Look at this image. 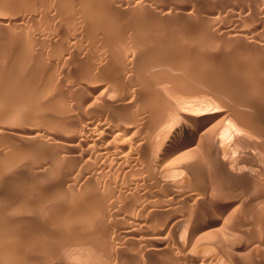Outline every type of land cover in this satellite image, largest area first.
<instances>
[{
	"label": "bare ground",
	"instance_id": "6f19581e",
	"mask_svg": "<svg viewBox=\"0 0 264 264\" xmlns=\"http://www.w3.org/2000/svg\"><path fill=\"white\" fill-rule=\"evenodd\" d=\"M9 1V0H8ZM11 1V0H10ZM25 1V0H24ZM24 1L23 2H21V0H20V2L19 3H23L22 4V6H24V4H26V3H28V4H30L31 5V2L29 3V1H32V0H27L28 2H26V3H24ZM34 1V0H33ZM32 1V2H33ZM38 1V0H37ZM45 0H43V2H44ZM55 1H57V3H58V1L59 0H55ZM54 0H52V2L54 3L55 2ZM61 2L63 1V0H60ZM65 1V0H64ZM68 1V0H67ZM69 1H71L73 4H74V1H72V0H69ZM81 1H83V2H86V4H85V6L87 7V5L89 6V10L90 11H88V9L86 8V10L88 11V15H87V13H84V12H86V11H84L83 10V13H84V15H86L88 18H86V22H88L89 23V21L90 22H92V18H93V16L91 17L90 15H94L95 13L93 12V8L92 7H94V5L93 4H95L96 2H97V0H81ZM107 1V0H106ZM105 1V2H106ZM109 2H110V4H111V1L112 2H114V0H108ZM115 1H117V2H119L118 0H115ZM122 1V0H121ZM126 1V3L128 4L129 3V5L131 6V2L132 1H137V0H132V1H127V0H125ZM124 1V2H125ZM140 0H138V2H139ZM168 1V0H167ZM170 1H172V0H170ZM176 1V0H175ZM180 1H182V0H180ZM186 1V0H185ZM184 1V2H185ZM6 2V1H5ZM17 2V1H16ZM42 2V0L40 1V2H36L35 3V6H33V8H34V10L35 11H37L38 10V7H40L39 6V4ZM42 2V4H41V6L44 4ZM70 2V3H71ZM99 2H100V0H99ZM133 2V3H134ZM1 3V2H0ZM15 3V2H14ZM46 3V2H45ZM51 2L49 1V3H48V5H47V3H46V5L48 6V8H49V4H50ZM62 3H64V2H62ZM70 4V6H68L69 7V9H70V7L73 5V4ZM77 3H79L78 2V0H77ZM77 3H76V5H77ZM107 4H108V8H106L105 9V7L104 8H98V4L99 3H97V4H95V5H97V9H99V11H100V13H99V11H98V14H99V16H100V14H101V12H104L103 13V15H105V14H112V12H113V5H110L109 6V3L108 2H106ZM122 3H123V1H122ZM136 3V2H135ZM134 3V4H135ZM140 3L141 2H139L138 4L136 3L135 5H140ZM149 3V2H148ZM173 3V2H172ZM16 4H18V3H16ZM36 4H38V5H36ZM81 4H82V2H81ZM119 4V3H118ZM125 4V3H124ZM134 4L132 5V8L134 7ZM142 4V3H141ZM162 4H164V3H162ZM176 4V3H175ZM183 4V3H182ZM181 4V5H182ZM188 4V3H187ZM12 5L14 6V4H13V1H12ZM32 5H34V3H32ZM57 5H60V3L59 4H56L55 3V8H57L58 6ZM63 5V4H62ZM68 5H69V3H68ZM75 5V4H74ZM83 5H84V3H83ZM91 5H93L92 7H91ZM104 5H106V4H104ZM116 5V4H115ZM114 5V6H115ZM129 5H127L128 7L127 8H129ZM152 5H154V4H152ZM159 5V4H158ZM168 5V4H167ZM16 6V5H15ZM18 6V5H17ZM27 6V5H26ZM37 6V7H36ZM51 6V5H50ZM53 6V5H52ZM61 6V5H60ZM64 6H66V2H65V4H64ZM77 6H79V5H77ZM82 6V5H81ZM85 6H83L82 8H85ZM101 6H103V5H101ZM100 6V7H101ZM112 6V7H111ZM125 6V5H124ZM142 6H144V4L142 5ZM173 6V5H172ZM185 6V5H184ZM31 7V6H30ZM43 7V6H42ZM67 7V6H66ZM65 7V8H66ZM80 7V6H79ZM78 7V8H79ZM93 9H91V8ZM107 7V6H106ZM109 7H111L112 9H111V13H110V8ZM116 7H117V5H116ZM122 7V6H121ZM154 7V6H153ZM160 7V6H159ZM183 7V6H182ZM189 7V6H188ZM192 7V6H191ZM231 7V6H230ZM235 7H236V5H235ZM238 7V6H237ZM25 9H26V7H24ZM28 8H29V5H28ZM27 8V9H28ZM52 9L54 8V7H51ZM54 8V9H55ZM60 8V7H59ZM61 8L63 9L64 7H62L61 6ZM76 9V6H74L73 7V9ZM95 8V7H94ZM125 8H126V6H125ZM135 8H136V6H135ZM139 6H138V8H136V11H138L139 10ZM151 8V7H150ZM161 8V9H160ZM159 9L161 10V11H164L165 10V12L168 14V13H170V12H174V10L173 9H175V7L173 8V7H171V6H169V8H167L165 5H163V7L161 6ZM187 8V7H186ZM234 8V7H233ZM19 9H21V8H19ZM37 9V10H36ZM44 9V8H43ZM43 9H41V10H43ZM62 9H60V10H62ZM75 9L73 10V13H70V16L69 15H67L68 17H71V14L74 16L75 14H74V11H75ZM79 9H81V8H79ZM78 9V10H79ZM123 9H124V7H123ZM123 9H121V10H123ZM130 9V8H129ZM128 9V10H129ZM154 9V8H153ZM182 9V8H181ZM184 9V8H183ZM258 9V8H257ZM256 9V10H257ZM30 10V9H29ZM34 10H30V11H32L31 12V14L32 13H34L35 14V12H33ZM46 11H47V9H45ZM49 11H50V9H48ZM59 10V9H58ZM59 10V11H60ZM65 10V9H64ZM63 10V11H64ZM77 10V9H76ZM77 10V11H78ZM115 10H116V8H115ZM119 10H120V8H119V5H118V8H117V11L119 12ZM120 10V11H121ZM128 10H126V9H124L123 11H127V13L125 14V12H122L123 14L121 15V17L123 18V15L125 14V16L126 17H128L127 19H129V16H131L130 14H132V9H131V11H128ZM145 10V9H144ZM192 10H193V8H192ZM214 11H215V9H213ZM212 10V11H213ZM242 10V9H241ZM40 11V10H39ZM55 11V10H54ZM54 11H52V12H54ZM57 11V10H56ZM59 11H58V13H59ZM68 11V10H67ZM67 11H65L66 12V14H68L67 13ZM70 11L72 12V10L70 9ZM77 11L75 12V13H77ZM142 11V10H141ZM152 11V10H151ZM154 11V10H153ZM160 11V12H161ZM181 11V10H180ZM211 11V12H212ZM233 11H235V12H240L239 11V9H234ZM231 12V13H235V12ZM258 11V10H257ZM20 12H21V10H20ZM22 12H24V11H22ZM27 11H25V13H26ZM43 11H41L40 13H42ZM80 12H82V11H80ZM95 12H96V9H95ZM118 12H114L113 14H114V16H112L113 18H111L110 16H109V18L110 19H114L115 18V16H116V13H118ZM143 12V11H142ZM149 12V11H148ZM158 12V11H157ZM165 12H162V13H165ZM192 12V11H191ZM230 12V11H229ZM242 12V11H241ZM25 13H24V15H25ZM36 13H38V11L36 12ZM40 13H38V15L40 14ZM44 13V12H43ZM47 13H49V12H47ZM57 13V12H56ZM60 13H61V15H66V14H63L64 12H61L60 11ZM60 13H59V15H60ZM145 13V12H144ZM188 13V12H187ZM190 13V12H189ZM188 13V14H189ZM28 15H29V11H28V13H27ZM53 14V13H52ZM78 14H81L82 15V13H79L78 12ZM98 14L96 13V15H97V17H99L98 16ZM134 14V13H133ZM152 14V13H151ZM154 14V13H153ZM159 14H161V13H159ZM173 14V13H172ZM177 14V13H176ZM181 14V13H180ZM179 14V15H180ZM185 13H183V15H184ZM192 14V13H191ZM208 14H210V13H208ZM237 14V13H236ZM240 14V13H239ZM238 14V15H239ZM23 15V14H22ZM33 15V14H32ZM36 15V14H35ZM34 15V16H35ZM45 15V14H44ZM51 15V14H50ZM77 15V14H76ZM76 15H75V18H76ZM140 15V14H139ZM139 15H138V18H139ZM147 15V14H146ZM155 15V14H154ZM169 15V14H168ZM168 15H167V17H168ZM235 15V14H234ZM3 16V15H2ZM26 16V15H25ZM24 16V17H25ZM47 16H48V14H47ZM64 16H62V17H64ZM67 16H65L66 18H64L65 20L67 19ZM80 16V15H79ZM101 16H102V14H101ZM108 16V15H107ZM107 16H104V17H107ZM119 15L117 14V19H114V20H116L117 22H118V19H120V21H121V18L120 17H118ZM124 16V17H125ZM141 16H143L142 15V13H141ZM164 16V15H163ZM175 16V15H174ZM181 16V15H180ZM189 16H191V15H189ZM189 16H187V14H186V16H182V17H184L185 18V22L186 23H190L191 21H193V20H195V19H193V18H190ZM194 16V15H193ZM197 14H196V17L195 18H197ZM22 17V16H21ZM28 17V16H27ZM42 17V16H41ZM45 17V16H44ZM43 17V18H44ZM49 17V16H48ZM51 17V16H50ZM61 16L59 17V18H62ZM91 17V18H90ZM96 17V18H97ZM150 17V16H149ZM156 17V16H155ZM161 17V16H160ZM159 17V18H160ZM177 17H179V16H177ZM177 17H175V18H177ZM207 17V16H206ZM20 18V17H19ZM32 18V17H31ZM34 18V17H33ZM39 19H40V17H38ZM46 18V17H45ZM73 18V17H72ZM78 18H80V17H78ZM96 18H93L94 20H96ZM103 18V17H102ZM132 18V17H131ZM131 18L129 19V21L131 20ZM142 18V17H141ZM145 18V17H144ZM144 18L143 19H141V20H144ZM165 18V17H164ZM174 18V17H173ZM181 18V17H180ZM183 18V19H184ZM208 18V17H207ZM29 19V21H30V17L28 18ZM35 19H36V16H35ZM42 19V18H41ZM54 19V18H53ZM56 19V18H55ZM71 19V18H70ZM88 19V20H87ZM106 19V18H105ZM133 19V18H132ZM146 19V18H145ZM150 19V18H149ZM158 19V18H157ZM166 19V18H165ZM168 19V18H167ZM166 19V20H167ZM182 19V18H181ZM204 19V18H203ZM213 19V21L211 20V19H209L208 20V22L207 23H205V25H202V24H200V25H198L197 23H196V25L197 26H191V27H189L190 26V24L189 25H187V24H183V26H182V28H183V31H182V33L184 34L185 33V35H186V37L184 38V40L185 39H187V41L189 42V44H188V42H187V44H188V46L187 47H185V48H189V51L186 49V51H188V53L187 52H184V54H183V52H182V55H180V53H181V51H182V47H181V49H180V53H179V55H178V52H177V54L175 55V53H173V55L176 57V56H178L177 58H178V60H174V62L173 63H170L171 61H170V59H171V57H169L170 55H169V53H170V51H169V53L167 54L166 52H168V51H164L165 53H166V57H167V55H168V58H166V57H164V53L162 52V50H161V53H162V56H160L161 54H160V51H159V54H158V52H157V54L159 55V57L157 56V54H155L156 53V51H155V49H154V51H152V49H150L152 52H148V50L146 51L145 50V46H144V48H141L140 47V43H136V42H138L137 40L136 41H134L133 43L131 42L130 44H129V48H130V50H123V51H120V47H119V43H118V41L119 42H121L122 43V40L124 39V35L122 34V32H123V29H124V26L126 25H124L123 26V29L122 30H119L120 32H118V30H117V28H116V30H117V32H118V36L116 35V38H114V36H111V35H113V34H108V32L110 31V30H112V27L115 25V21L114 20H111V22H112V24H113V22H114V25H108L109 27H107V28H109L108 29V31L106 30V34H108V36H111V39H112V37L114 38L113 40L115 41H113L114 42V44H116V40H117V44H116V46H118V51H120L119 53H117L116 52V48H115V46H114V48H112V47H110L111 46V42L109 41V39H110V37H109V39H108V42H109V44L107 45V43H104V45L106 44L108 47H106V48H109L110 47V49H112V50H114L115 49V51L114 52H112L111 53V51L112 50H108L107 49V51L109 52V54L107 53H105L106 54V56H104V55H101V56H103V58L102 59H104L105 57H106V61H108L109 59H117L116 60V62H115V60H110V62H109V64L108 65H106L107 64V62H106V64L104 63V65H106V67H109V65H111V61L113 62V64L111 65L112 67H113V69H112V72L115 70V72H113V73H109V72H111V68H110V70H109V72L107 73V72H104L103 70L101 71V72H103L102 74H100L99 73V76L98 75H92L93 73V70H94V68L92 69V72L90 71V73H92L91 74V76L93 77L94 76V78L97 76L98 78H96V79H94L93 78V80H94V82H91L90 83V81H92V78H91V76L89 75V72H88V74H87V72L85 71V74H87L86 76H88L89 77V79H88V83H84L85 81H86V79L85 80H83V84L82 85H80L79 87L76 85L75 87L77 88L78 87V90H74L73 89V91H75L74 92V95H73V98H72V100H73V102H72V104H71V101H70V104H71V106H70V104H68L69 106H70V108L74 111V112H72L73 114H71V111H70V109H69V111H70V115H71V118H70V124H68L67 123V121H69L68 119H67V121H63V123L64 122H66V123H64V125L65 124H68V125H70L71 127H69V126H65L66 128H64V126H63V123H62V126H63V128H62V131H63V129H64V132H63V135H64V133H66V131L67 130H71V131H69V132H67L66 134H68V135H64V136H58V137H56L55 136V134L53 133L54 132V130H53V132L52 133H50V131L48 132V130H51V128L49 129H47V132L48 133H50L49 134V136H53V138L55 139V141L57 142L56 143V145H55V141H54V139H53V141H54V148H55V151H54V154L52 153L53 151V149H48V151L50 150V151H52V152H50V153H52L54 156H53V159L49 162V159L52 157V154H50L51 155V157H47L46 159H48V161L47 160H45V161H43V159H42V161L43 162H45V163H42L41 162V157L42 158H45V156L42 154V156H41V154L39 155V154H37V155H39L40 156V163H42L43 164V166H42V164H39V162H37L38 163V165H35V164H37V163H33V161H35V160H33L32 161V163L34 164V166H31V165H29V166H24V164L22 165V167L20 168V170H22V169H27V171L28 170H30L29 172L30 173H33V177H34V175H36V177H34V178H38V180L39 179H41L40 181H38L37 179H35V184L32 182V185H34V186H32V187H30V186H28V185H30V183H28L26 186H28V187H30L29 189H30V192H31V190H33V192L34 191H36L37 192V190L40 188V189H46V187L48 188V190H49V192H50V190L52 189V191L56 188H59V183L57 182V180L56 181H54L53 179L54 178H57L58 179V177H60L62 174H67V173H69V172H73V176H75V181H71L73 178H70L71 180H70V182L71 183H74V185L75 184H77V188H75L74 186V190L72 189V191H71V189L69 188V187H67V185L68 184H66V187L67 188H69V189H67V188H64V189H67V190H65L64 192H65V194H71V193H69L70 191L71 192H73L74 191V194L72 193V195H74L75 197H73L72 195V197L74 198V199H76L75 201H77L78 203H79V205L77 206L78 207V212H75V211H77V209L73 212V208L70 206V205H72L73 204V201H70V204H69V206L71 207V209H72V211H68V210H66V212L63 210V208L62 209H57L58 207L60 208V206H61V201H60V205L59 204H57L56 203V201H58L60 198H57V197H59L58 195H54V198H52L53 200H54V202L57 204V205H59L58 207L55 205H51L50 207H49V202H51V196H53V193H56V191L55 192H53V193H51V196L49 195V194H47L46 193V198H48V195H49V198L47 199L49 202L48 203H46L47 204V210L45 211V210H39L38 209V211L37 210H35V209H33V214H34V210L37 212V213H41L42 214V212L44 213L45 212V214H42L41 215V217L40 218H43V215H44V217L46 216V217H49V218H51V217H53V218H51L52 219V226L54 225V226H56L55 224H59V226H62L63 225V222L65 223V222H67V224L68 223H70L72 220H74V219H70V217L71 218H73L74 217V215L75 214H77L78 216L80 215L79 213H81L82 215H86L87 217H89L90 219H94V221H96V223H97V221H99V223H95V224H93V226H97V225H99L100 224V227H102L103 228V230H107V228H108V230H107V232L109 231V229L112 227V228H114V230L113 231H115L114 233H117V236L116 235H114V236H112V235H110L111 236V238L109 237V239H111L112 241H113V237H115V239H121L122 238V241H125V240H130V242L131 241H134V242H136V243H138L142 248H143V250H140L141 249V247H139V248H136L134 245H131V246H134V247H132V248H136V249H139L140 251H143V254H144V261H142L143 259L142 258H140V259H142V260H140V261H142L141 263H139V264H154L153 262H152V260H151V258H150V256H151V254H153L154 252L156 253V251H159L160 252V254L162 253V255H163V252H165V254H167V256H168V260H166L165 262H164V259H165V257H164V259H163V262L165 263V264H214L215 263V261L213 262V257L211 256V257H209L206 253H207V251H208V248L210 247V246H206V245H203V243L204 242H202V241H200V240H202V238H207L208 239V241H210L212 238L214 239V236L216 235L217 236V232L219 231V228H220V226H221V223L222 222H225V221H223L222 219H224L225 220V218L224 217H226L227 216V214H228V212H227V210H228V208L230 207V203H228V202H222V201H220V200H216L215 202L216 203H213V205H212V203L210 204V203H207L208 205L210 204L211 206H207L206 207V211H204L203 213H201V212H199V211H196L197 213H199V214H194L195 212H190L189 214H182V213H180L177 209H181V208H179V207H181V206H183L184 204H187L188 203V201L190 202L191 200H192V197H194V195H201V197H203V195H205L206 193H208L206 190H205V187L207 188L208 186H205V184L204 185H202L201 187H199L201 184H203V176H202V170L205 168V167H202L201 169H200V167H199V169L201 170V176L197 173V172H195L194 170H193V168L191 167V161L189 160L190 158H193V157H190L189 155H191V156H194L195 158H196V156L197 157H199L200 155H201V157H203V156H205V154H206V151L208 150V151H210L211 152V157H210V159L208 160V159H206V160H208V161H210L211 160V158H212V156H214V158H216V160H218L219 162H222V166L223 167H221V168H223L222 169V172H223V174H225L224 176H222L223 178H225L228 182L230 181H233V183H232V185L231 184H227L228 186H227V188L231 185V186H233L232 188H239L240 187V185L242 186V187H245L244 186V183L243 182H240V179H238V177L237 176H235V174L232 176V170H229L230 168H228L226 165L228 164L227 162H226V158H224V156L225 155H227L226 153H227V151H229V146H230V143L229 144H226L225 142L227 141H225V135H226V133H228V131H229V129H232L233 128V131L235 132L234 133V139H233V142H232V144H231V146L233 145V147H234V149H233V152H236L237 151V153L240 151V150H242L241 148H240V145H237V143L239 142V139L241 138V137H247L248 138V140L249 141H246L245 140V144H246V142L248 143V142H251V138L252 137H250V136H252L253 135V137L255 136H258V135H262L263 136V134H262V132H260L261 134H258V133H256L255 132V125H254V123H256L257 121V123H261V122H264V121H262V119H259V118H254V119H250V115H251V111H250V115L248 116V117H245L244 118V116H242L241 115V113L238 111V112H235L236 114L234 115V112H233V116L232 117H229V119L230 118H232L231 120H229L228 121V123H227V121H225L227 124H225L224 125V122H223V124L222 125H220L219 123H220V121L219 120H217V116H218V113L219 112H221V110L219 109V110H217V109H214V107H213V109L211 108V109H205V107H202L203 108V110L201 109V111L199 110V111H194L192 108V105L194 106H196V103H199V102H195L194 101V98L193 97H191L190 95H188V93L189 92H191L192 91V94H193V87L191 86L192 85V82H191V85H190V87H192V89L190 90L189 89V87L188 88H186V86H188V85H185V83L187 84V81L183 84V86L185 87H181V90H182V88L184 89V93H183V95H175V94H177V93H179L180 94V92H181V90H180V85H182V79L184 80L185 78H186V74H184V73H187L189 70H188V68H189V66H193V67H196V64H193V62H196L195 61V59H196V56L197 55H199V54H194V59H192V60H194L193 62H192V65H189V63L190 62H187V60H188V58H190L191 59V55H190V45L192 46V43H194V42H196V45H197V42L198 41H202L201 43H199L198 42V44H200L201 46H202V50H204L203 48V45L205 46V51H206V46H208L207 48L209 49V51H207V54L210 52V51H212L213 49H215L216 48V50H214V51H217V49H218V46L217 45H220V43L218 44V43H216V44H212L211 42H209L210 43V45H209V43L207 44V42L209 41V40H207L206 41V39L204 40L203 38H205V37H207V36H205V37H203L202 38V36H203V33L204 32H206L207 33V31H212L213 33H214V29H215V32H216V29H218L219 28V24L218 25H214L215 23H213V22H215V21H217V20H215L214 21V18H212ZM218 19V18H217ZM18 20V19H17ZM22 20H23V18H22ZM22 20H21V22H22ZM26 20H27V18H26ZM34 19H32V21H33ZM46 20H49V18H47ZM62 20V19H61ZM60 20V21H61ZM65 20H64V22H65ZM68 20H69V18H68ZM74 20V18L72 19V21ZM100 20V19H99ZM123 20V19H122ZM8 21H10V20H8V19H6V17L5 18H3V17H1L0 16V25L2 24V23H5L4 25L2 24V26L1 27H4L6 24L8 25ZM24 21H25V19H24ZM29 21H27V22H29ZM31 21V22H32ZM38 21V20H37ZM77 21H79L78 19H77ZM84 21V20H83ZM97 21V20H96ZM107 20H105V23L107 24V22L108 21H110V20H108L107 22H106ZM120 21H119V24H121L120 23ZM126 20L124 19V22H125ZM156 21V20H155ZM160 21V20H159ZM173 21V20H172ZM178 21V20H177ZM182 21V20H181ZM202 21V20H201ZM219 21H221V19L220 20H218V23H219ZM223 21V20H222ZM26 22V21H25ZM24 22V23H25ZM39 22H42L41 20L39 21ZM51 22V21H50ZM55 22L57 23V21L55 20ZM59 22V21H58ZM63 22V21H62ZM71 22V21H70ZM80 22V21H79ZM111 22H108L109 24L111 23ZM140 22V21H139ZM142 22V21H141ZM146 22H148V21H146V20H144V23H142V26H144L143 24H146ZM163 22H164V20H163ZM163 22H161V24H159V25H157V24H155V27L156 26H159L158 28L159 29H161V26H163L162 25V23ZM166 22V21H165ZM164 22V23H165ZM171 22V21H170ZM195 22H197V21H195ZM30 23V22H29ZM28 23V24H29ZM36 23V22H35ZM38 23V22H37ZM54 23V22H53ZM81 23V22H80ZM97 23V22H96ZM95 23V26L96 25H98L99 26V24H96ZM101 23H104V20H103V22L101 21ZM100 23V26L102 25ZM104 23V24H105ZM128 23V22H127ZM134 23V22H133ZM151 23V22H150ZM160 23V22H159ZM174 23V22H173ZM179 23V21L177 22V24ZM199 23V22H198ZM23 24V23H22ZM39 24V23H38ZM42 23H40L39 25H41ZM65 24V23H64ZM72 24H73V22H72ZM71 24V25H72ZM75 24L76 23H74L73 25L75 26ZM78 24V23H77ZM89 24H91V23H89ZM119 24H117L116 23V27H118L119 28V26L121 27L122 25H119ZM129 24V23H128ZM127 24V25H128ZM175 24V23H174ZM223 24V23H222ZM252 24V23H251ZM6 25V26H7ZM44 25V24H43ZM48 25H49V23H48ZM48 25H47V27H48ZM52 25V24H51ZM54 25V24H53ZM66 25V24H65ZM68 25V24H67ZM70 25V24H69ZM80 25V24H79ZM85 25H87L86 23H85ZM93 25H94V23H93ZM93 25H91L92 26V30L94 31V28L95 27H93ZM117 25H119V26H117ZM126 25V27H128ZM135 25V24H134ZM134 25H133V27H134ZM138 25V24H137ZM136 25V27H138ZM151 25V24H150ZM166 25H168L167 24V22H166ZM172 25V24H171ZM170 25V26H171ZM182 25V24H181ZM250 25V24H249ZM249 25H247V26H249ZM21 26V25H20ZM50 26V25H49ZM100 26L98 27V28H100ZM102 26H104L105 27V25H102ZM141 26V25H140ZM147 26L149 27V25L147 24ZM165 26V25H164ZM163 26V27H164ZM178 26V25H177ZM176 26V27H177ZM222 26V25H221ZM234 26V25H233ZM232 26V27H233ZM245 26V25H244ZM255 26V25H254ZM24 27H25V25H24ZM31 27V26H30ZM33 27V26H32ZM59 27V26H58ZM62 27H63V25H62ZM69 28H70V26H68ZM77 27V26H76ZM84 27H86V26H84ZM132 26H131V24H130V28H131ZM136 27H134V29L136 28ZM146 27V26H145ZM151 27H153V28H155L153 25H151ZM167 27V26H166ZM165 27V28H166ZM174 27V26H173ZM237 27V26H236ZM21 28V27H20ZM49 28V27H48ZM52 28V27H51ZM64 28V27H63ZM67 28V27H66ZM86 28H88V27H86ZM106 28V29H107ZM114 29H113V31L112 32H114V30H115V26L113 27ZM175 28V27H174ZM180 28V27H179ZM214 28V29H213ZM221 28V27H220ZM240 28V27H239ZM242 28V27H241ZM240 28V29H241ZM243 28H245V27H243ZM243 28H242V30H243ZM22 29H23V27H22ZM30 29V28H29ZM57 29V28H56ZM62 29V28H61ZM73 29H74V27H73ZM73 29H69V30H72L73 31V35L76 33V31H75V33H74V30ZM96 29V28H95ZM101 29H102V27H101ZM121 29V28H120ZM128 29V28H127ZM133 29V30H134ZM137 29V28H136ZM140 29H143L142 27H140V28H138V30H139V32H140V34H142L141 32H142V30H140ZM167 29V28H166ZM177 29V28H176ZM236 29V28H235ZM27 30V29H26ZM31 30V29H30ZM35 30V29H34ZM38 30H40V29H38ZM51 31L53 30V29H50ZM58 30V29H57ZM57 30L55 31V33H57ZM65 30V29H64ZM66 30H68V29H66ZM87 30V29H86ZM89 30V29H88ZM87 30V31H88ZM115 30V31H116ZM138 30H136V31H138ZM145 30H146V28H145ZM152 30V29H151ZM154 30V29H153ZM162 30H163V28H162ZM178 30V29H177ZM181 30L182 29H180V32H181ZM218 30H220V29H218ZM218 30H217V32H218ZM233 30V29H232ZM237 30V29H236ZM43 31V30H42ZM44 31H45V29H44ZM49 31V30H48ZM81 31V30H80ZM93 31H92V33L91 32H89V33H91V34H93ZM98 31V30H97ZM136 31H133L134 33L136 32ZM155 31V30H154ZM250 32H251V30H249ZM22 32V31H21ZM95 33H96V31H94ZM100 32V31H99ZM103 32H104V28H103ZM126 32H127V30H126ZM126 32L124 33V34H126ZM133 32H132V30H130V34L132 33L133 34ZM145 32V31H144ZM147 32V31H146ZM146 32L144 33L145 35H146ZM161 32V31H160ZM173 32H175V31H173ZM212 32H211V34H212ZM220 32V31H219ZM218 32V33H219ZM235 32V35H237L239 32H237L236 33V31H234ZM245 33H246V30L244 31ZM31 33V32H30ZM36 33V32H35ZM42 33V32H41ZM55 33H54V35H55ZM65 33H66V31H65ZM69 33V32H68ZM77 33H78V31H77ZM84 33V32H83ZM95 33H94V35H95ZM101 33H102V31H101ZM116 33V32H115ZM119 33H121L122 35H119ZM136 33H138V32H136ZM218 33H217V35H218ZM28 34H29V32H28ZM52 34V33H51ZM64 34V33H63ZM99 34V33H98ZM117 34V33H116ZM148 34V36H149V33H147ZM156 34H157V32H156ZM183 34H179V35H182L183 36ZM187 34H194V36L192 37L191 35H189V36H191V38L189 37L188 38V36H187ZM198 36H200L201 37V39H200V37H198ZM209 34V33H208ZM207 34V35H208ZM247 34H248V31H247ZM247 34H245L244 36H246ZM1 35V34H0ZM19 35V34H18ZM22 35V34H21ZM30 35H32V34H30ZM45 35V34H44ZM50 35V34H49ZM76 35H78V34H76ZM93 35V36H94ZM126 35H129L128 33L126 34ZM139 34H136V36H138ZM152 35V34H151ZM155 35V34H154ZM160 35V34H159ZM177 35V34H176ZM234 35V34H233ZM26 36V35H25ZM36 36H38V34L37 35H35V37L34 36H32V37H34L33 38V40L36 38H38V37H36ZM40 36V35H39ZM42 36H43V34H42ZM66 36V35H65ZM68 36V35H67ZM88 36V35H87ZM86 36V37H87ZM104 36V35H103ZM107 36V35H106ZM106 36H104V42H105V39H106ZM133 36V35H132ZM135 36V35H134ZM133 36V37H134ZM142 36V35H141ZM140 36V37H141ZM153 36V35H152ZM216 35H215V33H214V40L215 39H217L218 38V36L217 37H215ZM220 36H221V34H220ZM238 36V35H237ZM243 35H241V37H242ZM244 36H243V39H244ZM250 36V35H249ZM251 36H253V34H252V32H251ZM18 37V36H17ZM30 37V36H29ZM46 37V36H45ZM57 37V36H56ZM71 37V36H70ZM143 37H144V35H143ZM156 37H157V35H156ZM159 37V36H158ZM212 37V36H211ZM222 37V36H221ZM19 38H20V36H19ZM41 38V37H40ZM44 38V37H43ZM61 38V37H60ZM72 38H73V36H72ZM78 38V37H77ZM84 38H85V36H84ZM89 38H91L90 36H89ZM95 38V37H94ZM126 38V37H125ZM129 38V37H128ZM239 38V37H238ZM246 38H247V36H246ZM23 39V38H22ZM35 39V40H36ZM45 39V38H44ZM51 39H53V36H51ZM69 39V38H68ZM75 39H76V37H75ZM75 39H74V41H75ZM134 39H136L135 37H134ZM140 39V38H139ZM151 39H152V37H151ZM157 39V38H156ZM176 38H175V36H174V39L173 40H175ZM208 39V38H207ZM210 39V38H209ZM220 39V38H219ZM237 40V38L235 39V37L233 38L232 37V40ZM242 39V38H241ZM258 39H259V36H258ZM261 39V38H260ZM5 40V39H4ZM26 40V38L24 37V41ZM30 40H31V38L28 40V42H30ZM43 40V39H42ZM55 40H56V38H55ZM70 40V39H69ZM81 40H83V36H82V39ZM86 40V39H85ZM84 40V41H85ZM88 40V39H87ZM121 40V41H120ZM125 40V39H124ZM130 40V39H129ZM132 40H133V38H132ZM145 40V39H144ZM154 40V39H153ZM177 40H178V37H177ZM176 40V41H177ZM180 40V39H179ZM221 40V39H220ZM228 40V39H227ZM233 40V44H231V42H230V44L232 45V46H237V42H238V40L240 41V39H238L237 40V42L235 43V41ZM48 41H50L49 39H48ZM54 41V40H53ZM52 41V42H53ZM63 41V40H62ZM61 41V42H62ZM71 41H73L72 39H71ZM93 41V43L95 42H97L96 40H92ZM99 43L101 44L100 46H102L103 45V42L101 41L100 42V38H99ZM141 41H142V39H141ZM244 41V40H243ZM242 41V43H244ZM250 41V40H249ZM260 41V40H259ZM259 41H257V43L259 42ZM26 42H27V40H26ZM37 42H38V40H37ZM51 42V43H52ZM56 42H58V41H56ZM60 42V41H59ZM83 42V41H82ZM88 42H89V45H90V40H88L87 41V45H88ZM113 42H112V44H113ZM124 42V41H123ZM127 42V41H126ZM128 42H130V41H128ZM128 42H127V44H128ZM143 42V41H142ZM141 42V43H142ZM145 42V41H144ZM143 42V43H144ZM158 42V40H156V43ZM161 42V41H160ZM216 42V41H215ZM246 42L247 43H245V45H243V47H246L247 48V44H248V41L246 40ZM251 42H252V40H251ZM254 42V41H253ZM252 42V43H253ZM14 43H15V41H14ZM14 43H12V44H14ZM25 43V42H24ZM45 43V42H44ZM48 43V42H47ZM72 43V44H71ZM71 43H69V45H72L73 46V42H71ZM75 43V42H74ZM125 43V42H124ZM154 43H155V40H154ZM153 43V44H154ZM178 43V42H177ZM182 43V42H181ZM184 43V42H183ZM204 43V44H203ZM226 43H228V42H226ZM20 44V43H19ZM18 44V45H19ZM22 44H23V42H22ZM22 44H20V45H22ZM27 43H25V45H26ZM30 44H35V42L33 43V41H32V43H30ZM54 44H55V41H54ZM67 44V43H66ZM85 44V43H84ZM84 44H83V49H84V47H85V49H86V45L84 46ZM152 44V45H153ZM212 44V45H211ZM230 44L228 43V45H229V47L228 48H230L231 46H230ZM241 44V43H240ZM240 44H238V45H240ZM249 44H251L250 42H249ZM258 44H259V47H260V50L259 49H257L256 47H258ZM258 44H256V41H255V43L254 44H251V50H253V52H252V54H253V57L255 56L256 58L258 57V61H259V59H260V57L261 56H256V53H255V55H254V50H256V51H258V53H260L261 52V49L264 51V46H262L263 44H262V42H261V45H260V42L258 43ZM1 45H2V43H1ZM24 45V44H23ZM58 45H60V43L58 44ZM58 45H55L56 47L58 46ZM64 45H65V43H64ZM75 46H76V44H74ZM110 45V46H109ZM143 45H146V43H144ZM177 45V44H176ZM179 45L181 46V44L179 43ZM183 45V44H182ZM194 45V44H193ZM200 45H197L196 47H198L199 46V48H201L200 47ZM217 47H216V46ZM223 45H225V44H223ZM223 45H222V47H223ZM253 45H255L256 47V49L253 47ZM6 46H8V45H6ZM10 46V45H9ZM16 46V44L13 46V48ZM32 46V45H31ZM94 46H95V44H94ZM97 46V45H96ZM99 46V44H98V46L97 47H99V49L102 51L103 49H101V47ZM138 46V47H137ZM141 46H142V44H141ZM178 46V45H177ZM179 46V47H180ZM12 47V46H11ZM11 47L9 48V50L11 49ZM24 47V46H23ZM27 47H29V46H27ZM46 47V46H45ZM152 47V46H151ZM226 47V46H225ZM239 46H237V48H238ZM2 48V47H1ZM0 48V50H2ZM12 48V50H14ZM34 49H35V47H33ZM54 48V47H53ZM58 48V47H57ZM57 48H56V50H57ZM68 47H65V49H67ZM88 48H89V46H88ZM91 48H92V42H91ZM94 48V47H93ZM102 48H103V46H102ZM122 48H124V46H123V43H122V46H121V49ZM142 49V51H144V52H146V53H152L153 54V57H149V56H151L150 54H146V53H141V49ZM146 48H147V46H146ZM184 48V47H183ZM184 48V49H185ZM241 48V46L239 47V49ZM250 48V47H249ZM5 49H7V48H5ZM19 49V48H18ZM24 49V48H23ZM22 49V50H23ZM25 49H26V47H25ZM28 49V48H27ZM29 49H31V47L29 48ZM34 49H32L34 52H35V50ZM46 48H44V50H45ZM95 49V48H94ZM97 49V48H96ZM95 49V50H96ZM98 49V50H99ZM165 49V48H164ZM207 49V50H208ZM225 49V48H224ZM227 49V48H226ZM242 49V48H241ZM245 49V48H244ZM16 50V49H15ZM37 50H39L40 51V49H37ZM44 50H43V47H42V50L40 51V52H44ZM62 50H63V48H62ZM68 50V49H67ZM72 50H74L73 48H72ZM77 50V49H76ZM75 50V51H76ZM89 50V49H88ZM94 50V51H95ZM97 50V51H98ZM159 50V49H158ZM191 50H193V49H191ZM195 50V49H194ZM194 50H193V52H194ZM219 50V49H218ZM230 50H232V51H234V53L236 52L235 51V48H234V50L232 49V48H230ZM238 50V49H237ZM243 50V49H242ZM242 50H240V52H241V54L243 53L242 52ZM251 50H248L247 49V53H249L250 55H251ZM7 51H8V49H7ZM21 51V50H20ZM53 51V50H52ZM59 51V50H58ZM57 51V52H58ZM60 51H61V49H60ZM90 51H91V49H90ZM96 51V52H97ZM222 51V48H221V50H220V54L222 53L221 52ZM227 51H228V49H227ZM249 51V52H248ZM18 52V51H17ZM33 52V53H34ZM38 52V51H37ZM37 52L35 53L36 55H39V54H37ZM49 52V51H48ZM51 52V51H50ZM61 52H63V51H61ZM60 52V53H61ZM66 53H67V51H65ZM76 52H78V51H76ZM83 52H85L84 53V55L86 54V50H84ZM104 52H105V49H104ZM155 52V53H154ZM237 52H239V51H237ZM2 53V52H1ZM29 54V58H30V54H31V56H32V53H29V52H27L26 51V54ZM42 53H40V55L42 54ZM53 53H55L54 51H53ZM79 53L80 52H78V53H76L78 56H77V60H76V62L78 63V59H79ZM100 53H102V52H100ZM192 53V52H191ZM196 53V52H195ZM200 53V52H199ZM218 53H219V51H217V53H216V56L218 55ZM225 53V52H224ZM224 53H223V55H224ZM244 53H245V50H244ZM263 53V52H262ZM3 54H5V53H3ZM3 54H2V56H3ZM8 54L10 55L11 54V50L8 52ZM8 54H6V55H8ZM13 54H14V51H13ZM17 54V53H16ZM20 54V53H19ZM24 54V53H23ZM22 54V55H23ZM59 54V53H58ZM58 54H56L55 53V55H53V59H54V61L56 60L55 59V57L54 56H56V57H58ZM70 54H72L71 53V50H70ZM70 54H68V55H70ZM97 54V57H98V55H99V59H101L100 58V54H98V53H96ZM200 54H203V51H202V53H200ZM206 54V55H207ZM210 54V53H209ZM209 54L207 55V56H209ZM212 54H213V52H212ZM228 54V53H227ZM231 54H232V52H231ZM8 55V56H9ZM25 55V54H24ZM24 55H23V57H24ZM34 55V54H33ZM36 55L34 56V62L37 60L36 59ZM44 55V54H43ZM52 55L51 54H47V53H45V55H44V57H46V60H47V64H46V61H45V58H43V60L45 61L44 63H45V65H51V69L52 70H54L55 68L57 69V65H58V63H59V61H58V59L56 60V62L58 61V63L55 65V66H53L54 65V61L52 60ZM93 55H95L94 54V52L93 53H91V58H93ZM145 56V58H146V60H147V58H148V60L149 59H155L154 61H148V63H146V65H145V63H144V65H145V69L147 70H153V69H157V71L159 70V68H160V73H161V75L162 76H160V75H157V77H155L154 78V76L157 74H155V75H153V81H152V77H147L148 78V80H145V79H147L146 78V76H142L143 78L141 79V81L139 82V81H135V80H133V78H132V76H133V74L135 75V73L137 72V71H145V69L144 70H142L143 69V66H142V64L140 63V62H146L145 61V59L142 61V59L140 58V56ZM156 55V56H155ZM206 55H205V52H204V55H202V56H200V58H202V57H204L205 56V58H204V61H206L205 59H207V57H206ZM236 55H237V57H238V54L236 53ZM244 55V54H243ZM243 55L241 56V57H243ZM245 55H246V53H245ZM61 56V55H60ZM59 56V57H60ZM73 56V55H72ZM75 56V55H74ZM141 56V57H142ZM143 56V57H144ZM147 56V57H146ZM180 56V57H179ZM222 56V55H221ZM16 57H17V55H16ZM23 57L21 56V59H23ZM25 57L27 58V56L25 55ZM39 57H43L42 55L41 56H39ZM38 56H37V58H39ZM65 58H66V60H67V55L66 56H64ZM87 57V56H86ZM97 57H96V61L98 60L97 59ZM156 57V58H155ZM161 57V58H160ZM214 57V56H213ZM224 57V56H223ZM225 57H226V55H225ZM239 57H240V55H239ZM251 57H252V55H251ZM254 57V58H255ZM28 58V59H29ZM64 58V59H65ZM69 58H71V55H70V57H68V59ZM76 58V57H75ZM139 58H140V60H139ZM159 58V59H158ZM209 58H211V55L209 56ZM215 58V57H214ZM217 58H218V56H217ZM219 58H220V55H219ZM231 58V57H230ZM246 57H244V59H245ZM249 58V56H247V58L246 59H248ZM11 59L13 60V58L11 57ZM28 59H27V61H28ZM62 59V56H61V58H60V60ZM72 59V58H71ZM89 59H90V57H89ZM94 59H95V57H94ZM172 59H173V57H172ZM187 59V60H186ZM229 59V58H228ZM227 59V60H228ZM232 60H234V57L233 58H231ZM244 59H242L243 60V64H244ZM24 60H25V58H24ZM31 60V59H30ZM30 60H29V63H30V66H31V62H30ZM82 60V59H81ZM120 60H121V62H120ZM140 62H139V61ZM169 60V61H168ZM218 60V59H217ZM235 60H237L236 59V57H235ZM238 60H239V63H238V61H236L235 63L237 64V66H238V69L241 71V65H243V64H241L240 65V62L242 61L241 59H239L238 58ZM250 60V61H249ZM249 60L247 61V62H249V64H251L250 62L251 61H253L254 62V59L252 58V60L249 58ZM4 62H6L7 63V59H6V56H5V60H3ZM75 61V60H74ZM74 61H73V63H74ZM86 61V60H85ZM89 61V60H88ZM92 61V60H91ZM95 61V60H94ZM93 61V62H94ZM117 61H119V63L117 64ZM139 62V65H141V66H138L137 65V63ZM222 61V60H221ZM224 61H225V58H224ZM224 61H223V63H224ZM255 61H256V59H255ZM258 61H257V63H258ZM1 62V61H0ZM3 62V63H4ZM41 59L39 60V63H38V60H37V63H38V65L40 64L41 65ZM55 62V63H56ZM62 62V61H61ZM60 62V63H61ZM68 62V61H67ZM103 62H104V60H103ZM102 62V63H103ZM207 62V61H206ZM213 62V61H212ZM211 62V63H212ZM217 62V64H218V61H216ZM246 62V60H245V63H247ZM2 63V64H3ZM17 63H18V60H17ZM20 63H21V60H20ZM82 63V62H81ZM84 63V62H83ZM86 63V62H85ZM88 63V62H87ZM87 63H86V65H87ZM95 63V62H94ZM94 63L92 64L91 62H90V64L92 65V66H95L94 65ZM97 63H99V62H97ZM102 63H101V66H104V65H102ZM114 63H115V65H114ZM121 63V64H120ZM210 63V62H209ZM219 63H220V61H219ZM222 63V62H221ZM230 63H232V62H230ZM229 63V64H230ZM255 63V62H254ZM254 63H253V66H254ZM5 64V63H4ZM16 64V63H15ZM65 64V63H64ZM72 63H70V65H71ZM80 64V63H79ZM78 64V65H79ZM100 64V63H99ZM120 64V65H119ZM198 64V63H197ZM206 64V63H205ZM214 64V66L216 65L215 63H213ZM233 64H234V61H233ZM9 65V64H8ZM24 65V64H23ZM34 65H35V63H34ZM42 65H43V61H42ZM41 65V66H42ZM70 65H69V67H70ZM73 65V67H74V64H72ZM85 65V64H84ZM83 65V66H84ZM114 65V66H113ZM124 65V66H123ZM221 65V64H220ZM260 65V63H258V66ZM24 66H29L28 64L27 65H24ZM30 66L28 67V69L30 68ZM32 66H33V64H32ZM53 66V67H52ZM62 66L63 67H65L63 64H62ZM61 66V67H62ZM66 66H68V65H66ZM98 66V65H97ZM101 66H100V69H101ZM211 66H213L212 64H211ZM218 65H216V67H217ZM226 66V65H225ZM235 66V65H234ZM245 66V65H244ZM244 66H243V68H244ZM249 66V65H248ZM250 66H252V64L250 65ZM11 67H12V64H11ZM23 67V66H22ZM39 67V66H38ZM43 67H45V66H42V68ZM47 67V66H46ZM99 67V66H98ZM106 67H104V68H102V69H105ZM125 67V68H124ZM142 69H141V68ZM205 67V66H204ZM209 67H210V65H209ZM219 67V66H218ZM255 67L256 68H258L257 67V65H255ZM19 68H20V66H19ZM47 68H49V67H47ZM78 68H80V70H81V67L79 66ZM84 68V67H83ZM82 68V73L84 74V69ZM85 68H87L88 69V67H86L85 66ZM214 69L213 70H215L216 68L215 67H213ZM232 68V67H231ZM235 68L237 69V67L235 66ZM12 69H14V67H12ZM11 69V70H12ZM17 69V68H16ZM23 69V68H22ZM27 69V70H28ZM37 69V68H36ZM45 69V68H44ZM50 69V68H49ZM70 69H71V67H70ZM74 69V68H73ZM76 69V68H75ZM190 70H191V68H189ZM225 69V68H224ZM228 69H229V71H230V68L228 67ZM236 69H233V71H235ZM245 69H247V68H245ZM251 69V68H250ZM252 69H254V67L252 68ZM4 70V69H3ZM8 70V69H7ZM31 70V69H30ZM40 70H41V67H40ZM43 70V69H42ZM48 70V69H47ZM63 70H64V68H63ZM67 70V69H66ZM68 70H69V68H68ZM80 70H79V73H81L80 72ZM186 70H188V71H186ZM201 70H202V72H203V69L201 68ZM206 70H208V68H206ZM213 70L211 71V67H210V71L212 72V74H213ZM221 70V68L218 70V68L216 69V71H218V74H219V71ZM239 70H236L237 72V75L239 74V78H238V80L240 79V75H241V73L239 72ZM255 70V69H254ZM256 70H258V69H256ZM255 70V73H257V74H259L258 72L260 71H256ZM6 71V70H5ZM10 71V70H9ZM14 71V70H13ZM34 71V70H33ZM37 71H38V74H39V70L37 69ZM45 71V73H46V69L44 70ZM44 71H43V73H44ZM49 71V70H48ZM48 71H47V73H48ZM56 71V70H55ZM57 71H59V69L57 70ZM95 71H98V69H96V67H95ZM95 71H94V73H95ZM126 72L127 71V75H126V78H124L123 76H124V72ZM195 71V69H193L191 72H192V74H191V72L189 71V73L191 74V78H192V75H193V72ZM205 71V70H204ZM222 71V70H221ZM245 71V70H244ZM247 71H249V69H247ZM250 71H252V70H250ZM2 72V71H1ZM21 72V71H20ZM35 72H36V70H35ZM50 72H53V71H50ZM50 72H49V74H50ZM153 72H154V70H153ZM199 72H200V75H201V71L199 70ZM199 72H198V74H199ZM225 72H226V69H225ZM263 72V71H262ZM4 73V72H3ZM6 73V72H5ZM17 73H18V71H17ZM25 73V72H24ZM29 73V72H28ZM56 73V72H55ZM73 73L75 74V72L73 71ZM149 73V72H148ZM150 73H151V71H150ZM155 73V72H154ZM159 73V74H160ZM195 73H197L196 71H195ZM234 73V72H233ZM264 73V72H263ZM263 73H261V76H262V74ZM11 75H12V73H10ZM22 74V73H21ZM26 74V73H25ZM49 74H47V78L50 80V75L52 76V80H53V76H55V75H52V73L49 75ZM53 74H54V72H53ZM58 74V73H57ZM62 74H64L63 72H62ZM76 74H77V72H76ZM83 74H82V76H83ZM97 74H98V72H97ZM144 74V73H143ZM146 74H147V72H146ZM164 74V75H163ZM198 74H196L197 76H199ZM204 74V73H203ZM206 74H207V72H206ZM205 74V75H206ZM250 74V73H249ZM3 75V74H2ZM8 75V74H7ZM18 75V74H17ZM32 75H33V73H32ZM48 75H49V77H48ZM121 75H123V76H121ZM220 75V74H219ZM218 75V77H219V79H220V76ZM222 75H224L223 74V72L221 73V76ZM227 75H229L228 73H227ZM236 75V76H237ZM242 75H243V73H242ZM247 75H248V73H247ZM21 76V75H20ZM22 76H23V74H22ZM27 76V74L24 76V77H26ZM29 76V75H28ZM41 77H42V75H40ZM39 76V77H40ZM45 76V75H44ZM61 76V75H60ZM131 76V77H130ZM187 76H188V74H187ZM202 76V75H201ZM200 76V77H201ZM208 76H209V73H208ZM212 76V75H211ZM215 76H216V74H215ZM215 76H213V77H215ZM256 76V75H255ZM1 77V76H0ZM3 77V76H2ZM34 77V76H33ZM39 77H38V79H39ZM71 77V76H70ZM79 77H80V75H79ZM183 77H185V78H183ZM195 77V76H194ZM203 77H204V75H203ZM203 77H201L202 79H203ZM225 77V76H224ZM234 77V76H233ZM232 77V78H233ZM248 77H250V76H248ZM258 77V75L255 77V78H257ZM263 77H264V74H263ZM9 78H10V75H9ZM8 78V79H9ZM17 78V77H16ZM22 78V77H21ZM30 78V77H29ZM36 78V77H35ZM59 78V77H58ZM57 78V79H58ZM62 78H64V76H61V81H62ZM83 78V77H82ZM130 78H132V79H130ZM141 78V75H140V77H139V79ZM188 78H189V76H188ZM197 78V77H196ZM209 78V77H208ZM211 78V77H210ZM231 78V79H232ZM251 79H252V76L250 77ZM254 78V77H253ZM262 78V77H261ZM7 79V78H6ZM13 79L15 80V78L13 77ZM13 79H12V81H13ZM32 79V78H31ZM37 79V78H36ZM48 79H46V80H48ZM134 79H135V77H134ZM258 79H260V75H259V78ZM257 79V80H258ZM3 80L5 81V79L3 78ZM24 80V79H23ZM25 80H27V78L25 79ZM30 79H28V81H29ZM40 80H42V79H40ZM40 80H38V81H40ZM59 80V82L61 83V81H60V79H58ZM71 80V79H70ZM77 80H78V78H77ZM90 80V81H89ZM144 80V81H143ZM181 80V84L179 85V83H178V81H180ZM205 80V79H204ZM208 79H206V81H207ZM221 80H223V79H221ZM228 80H229V78H228ZM234 80V79H233ZM4 81H3V83H4ZM11 81V82H12ZM17 81H18V79H17ZM16 81V82H17ZM33 81H34V79H33ZM44 81V80H43ZM42 81V82H43ZM66 81H67V79H66ZM72 81V80H71ZM81 81V80H80ZM151 81V82H150ZM190 81H193L192 79L190 80ZM198 81H200V80H198ZM243 81H244V79H243ZM246 81V80H245ZM245 81H244V83H245ZM255 82V79L254 80H252V82L251 83H248V84H246L245 86L240 82H237V81H234V82H236V85H237V83H239V84H242V86L240 85V87L241 88H239V86H238V88H237V91H236V89H235V91L236 92H234L233 94V101L235 102V101H246L247 99H249V98H251V96L252 95H254L255 94V92H257L258 93V95L257 94H255V95H257V96H261V95H263L262 97L264 98V80H261V81H258V82H256V83H254ZM31 82V81H30ZM55 82V81H54ZM63 82V81H62ZM75 82V81H74ZM87 82V81H86ZM178 83V89H179V91L180 92H177V86L175 87V84L174 83ZM203 82H205V81H203ZM202 82V83H203ZM210 82H212V81H210ZM221 82V81H220ZM223 82H224V80H223ZM233 82V81H232ZM2 83V82H1ZM7 83V82H6ZM19 83V82H18ZM20 83H21V80H20ZM19 83V84H20ZM35 83V82H34ZM38 83V82H37ZM41 83V82H40ZM39 83V84H40ZM49 83H51V80L49 81ZM56 83H58V81H56ZM60 83H58V85L57 86H60ZM65 84H66V82H64ZM75 83H77V81L75 82ZM79 83V82H78ZM189 83V82H188ZM228 83V82H227ZM9 84H11V88H13V89H15V88H17L16 90L19 92V90H18V87H17V85H16V87L14 88L13 87V85H15L14 83H13V85H12V83H8V86H9ZM23 84H25L24 82H23ZM27 84V83H26ZM29 84V83H28ZM27 84V85H28ZM46 85H47V82L45 83ZM53 83H51V85H52ZM63 84V83H62ZM65 84H63V87H62V89L64 88V85ZM81 84V83H80ZM174 84V85H173ZM193 84H195V80H194V83ZM222 84V83H221ZM220 84V85H221ZM232 84V83H231ZM230 84V85H231ZM21 85V84H20ZM26 85V86H27ZM31 85V84H30ZM49 85V84H48ZM48 85H47V87H48ZM196 85V84H195ZM200 85V84H199ZM205 84H203V86H204ZM206 85L208 86V84L206 83ZM212 85V84H211ZM217 85H218V83H217ZM217 85H216V88H217ZM22 86H24V85H22ZM42 86V85H41ZM55 86H56V84H54V88H55ZM66 86V85H65ZM210 86V85H209ZM234 86H235V84H234ZM3 87V86H2ZM20 87V86H19ZM40 87V86H39ZM43 87H45V85L43 86ZM42 87V88H43ZM46 87V88H47ZM61 87V86H60ZM68 87V86H67ZM173 87L174 88H176V89H173ZM195 87V86H194ZM198 87V86H197ZM212 87V86H211ZM224 87H225V85H224ZM227 87V86H226ZM230 87V86H229ZM236 87V86H235ZM9 88H10V86H9ZM30 88V87H29ZM34 88V87H33ZM41 88V89H42ZM51 88H53V86H51ZM57 88V87H56ZM66 88V87H65ZM74 88V87H73ZM75 88V89H76ZM196 88V87H195ZM205 88H207L206 86H205ZM205 88H203V90L205 89ZM213 88H214V86L212 87V92H213ZM222 88V86H220V89ZM4 89V88H3ZM22 89V88H21ZM48 89H50V87L48 88ZM61 89V90H62ZM146 90L147 89V91H145L144 92V90ZM199 89V88H198ZM215 89V88H214ZM227 89H228V87H227ZM5 90H7L6 88H5ZM12 90V89H11ZM57 91H58V89H56ZM67 90H68V88H67ZM143 90V92H141ZM201 90H202V88H201ZM203 90L201 91V93H204L203 92ZM223 90H226V89H224L223 88ZM222 89H221V91H223ZM229 90V89H228ZM8 91H9V89H8ZM14 90H12V92H13ZM17 91H15V94L17 93ZM31 91V90H30ZM32 91H33V89H32ZM35 92H36V89L34 90ZM40 92H41V90H39ZM219 91V90H218ZM232 91V90H231ZM231 91L229 90V92L231 93ZM23 92V91H22ZM46 92V94H47V92L49 93L50 91H48V90H46L45 91ZM51 92H54V89H52V91ZM59 92H60V89H59ZM63 92V91H62ZM65 92H66V90H65ZM196 92H197V90H196ZM195 92V93H196ZM211 92V93H212ZM225 92V91H224ZM8 93V92H7ZM20 93H21V90H20ZM37 93V92H36ZM36 93H34L33 92V96H34V94H36ZM44 93V92H43ZM68 93V92H67ZM194 93V94H195ZM210 93V92H209ZM215 93V92H214ZM218 93V92H217ZM3 94H4V92H3ZM2 94V95H3ZM14 94V95H15ZM23 94L24 95H26V92L24 93L23 92ZM30 94H31V92H30ZM42 94V93H41ZM54 93H51V96L53 95ZM55 94H56V91H55ZM55 94H54V96H55ZM57 94H58V92H57ZM63 94H64V92H63ZM182 94V93H181ZM191 94V93H190ZM199 93H197V95H198ZM205 94H206V92H205ZM219 94H220V92H219ZM223 94V93H222ZM222 94H220V95H222ZM227 94V93H226ZM260 94V95H259ZM10 95V94H9ZM17 95H19V94H17ZM16 95V96H17ZM21 95H22V93H21ZM40 95V94H39ZM43 95V94H42ZM171 95H175V97L173 98V97H171ZM224 95V94H223ZM6 96V95H5ZM20 96V95H19ZM28 96H29V94H28ZM38 96V95H37ZM36 96V97H37ZM50 96V97H51ZM53 96V97H54ZM58 95H56L55 96V98L57 97ZM63 96V95H62ZM191 97V101H189L190 100V97ZM195 96V95H194ZM203 96V95H202ZM215 96V95H214ZM2 97V96H1ZM22 97V96H21ZM20 97V98H21ZM24 97L25 96H23V100H21V101H24ZM46 97H47V95H46ZM220 97V96H219ZM218 97V98H219ZM224 97V96H223ZM222 97V98H223ZM230 97V96H229ZM253 98H251V101L253 100V99H255V98H257L256 96H255V98H254V96H252ZM6 98H7V96H6ZM11 98V97H10ZM10 98H8V99H10ZM42 98V97H41ZM43 98H44V95H43ZM64 98V97H63ZM215 98V97H214ZM221 98V99H222ZM27 99L29 100V97H27ZM31 99V98H30ZM48 99V98H47ZM52 99V98H51ZM57 99V101H58V99H59V101H60V99L62 100V97L60 98V97H58V98H56ZM65 99L66 100H71V99H69V94H68V98L67 97H65ZM197 98H195V100H196ZM202 99H203V97H202ZM201 99V100H202ZM224 99V98H223ZM258 99H259V101H260V97H258ZM262 99V98H261ZM34 100V99H33ZM32 99H31V102L29 103V104H31L32 103V101H33ZM65 100V102L62 100V102H64L65 104L68 102V101H66ZM199 100H200V98H199ZM207 100V99H206ZM208 100H210V99H208ZM207 100V102H209ZM227 100V99H226ZM257 100V99H256ZM256 100H254V102H256ZM1 101V100H0ZM2 101H3V99H2ZM6 101V100H5ZM42 101V100H41ZM46 101V100H45ZM49 101V100H48ZM59 101H58V103L56 102L55 104L57 105H59V104H61V101H60V103H59ZM142 101V102H141ZM213 102H214V100H212ZM216 101V100H215ZM230 101H232L231 99H230ZM229 101V102H230ZM247 101H249V102H251L250 100H247ZM258 101V102H259ZM263 101H264V99H263ZM15 102V101H14ZM29 102V101H28ZM34 102H35V100H34ZM37 102V101H36ZM35 102V103H36ZM53 102V101H52ZM51 102V103H52ZM188 102H192V105H188V104H190V103H188ZM193 102H194V104H193ZM207 102H203V100H202V102L200 101V104H198V105H200V106H202V105H205V104H207L206 106H209L210 104H208ZM227 102V101H226ZM253 102V101H252ZM253 102V103H254ZM257 102V104L260 106V104ZM262 102V101H261ZM8 103V102H7ZM27 103V102H26ZM25 103V104H26ZM39 103V102H38ZM42 103V102H41ZM49 103V102H48ZM138 103H140V106H139V108H140V110H138L139 111V114L138 115H134L135 114V112H136V110L138 109V108H136L135 106L136 105H134V104H138ZM188 103V104H187ZM210 103V102H209ZM212 103V102H211ZM238 103V102H237ZM241 103V102H240ZM240 103H238L239 105H240ZM253 103H252V105H253ZM3 104V103H2ZM10 104V103H9ZM47 104V103H46ZM50 104V103H49ZM54 104V103H53ZM228 104V103H227ZM232 104V103H231ZM236 103H234V105H235ZM237 104V105H238ZM243 104V103H242ZM251 103H246V105H250ZM1 105V104H0ZM27 105V104H26ZM26 105H24L23 103H21V102H15L14 104H13V102H12V105L10 106L9 105V107L5 110V114H4V116H3V120L1 119V121H0V135H2V134H5L6 133V135L8 134V136L10 135V138L9 139H7L6 140V144L8 145H5V147H8V148H10L9 149V151L10 150H16L17 152H20V154H18L19 155V158H23V157H25L24 156V153L26 154V152L24 151L25 150V146H24V144H22V143H18L16 140L17 139H20V140H24V141H30V143L32 144V146H34V147H36L37 145H38V143L40 142V141H38V139H36V138H40V132H41V130H39V129H36V128H33L32 126L33 125H35V123L33 124V122H32V124L33 125H29V127H24V128H18L17 127V124L16 123H18V121L21 119V118H23V111L25 112V108H27L26 107ZM32 105H34V104H32ZM36 105H38L37 103H36ZM67 104H66V106H68ZM229 105V104H228ZM252 105H250V109L251 108H253L255 105H256V103H254V106L253 107H251ZM262 105V104H261ZM51 106V105H50ZM49 106V107H50ZM53 106H55V105H53ZM61 106V105H60ZM59 106V107H60ZM65 106V105H64ZM64 106H61V107H63L64 108ZM68 106V107H69ZM132 106H134L135 107V111H133V113L134 114H132L131 112V114H132V116L130 115L129 116V114H127V115H125L126 113H124V110H126V109H130V108H132ZM212 106V105H211ZM231 106V105H230ZM263 106V105H262ZM3 107H5V106H3ZM7 107V106H6ZM32 107V106H31ZM31 107H29V108H31ZM41 107V106H40ZM57 107V106H56ZM138 107V106H137ZM210 107V106H209ZM238 107V106H237ZM241 107V106H240ZM240 107H239V109H240ZM2 108V107H1ZM29 108H28V110H29ZM39 108V107H38ZM58 108V107H57ZM62 108V109H63ZM67 108V107H66ZM233 108H235L234 106H233ZM256 108H258V107H256L255 106V109ZM32 109V108H31ZM36 109H37V107H36ZM43 109V108H42ZM45 109H46V106H45ZM59 109H61V108H59ZM62 109H61V111H62ZM197 110H198V108H196ZM231 109V108H230ZM238 109V108H237ZM254 109V110H255ZM262 109V108H261ZM1 110V109H0ZM27 110V109H26ZM66 109H64V111H65ZM131 110V109H130ZM227 110H229V107H228V109ZM4 111V110H3ZM2 111V112H3ZM35 111V110H34ZM49 111H51V110H49ZM54 111V110H53ZM57 111V110H56ZM64 111H62V112H64ZM69 111H66V113L67 112H69ZM132 111V110H131ZM231 111V110H230ZM233 111H235V110H233ZM258 111V110H257ZM27 112V111H26ZM39 112V111H38ZM41 112V111H40ZM43 112V111H42ZM45 113H47L46 111H44ZM43 112V113H44ZM52 112V111H51ZM59 112V111H58ZM58 112H56L57 113V115H58ZM126 112H127V110H126ZM229 112V111H228ZM259 112V111H258ZM264 112V111H263ZM35 113V112H34ZM61 113V112H60ZM65 113V114H66ZM138 113V112H137ZM230 113V112H229ZM237 113H239V115L238 116H236L237 115ZM257 113V112H256ZM33 114V113H32ZM39 114V113H38ZM62 114V113H61ZM68 114V113H67ZM243 114V113H242ZM255 114V113H254ZM262 114V113H261ZM49 116H50V114H48ZM134 115V116H133ZM253 115V114H252ZM251 115V117L253 118V116ZM257 115V114H256ZM260 115V114H259ZM47 116V115H46ZM228 116H229V114H228ZM227 116V117H228ZM264 116V115H263ZM30 117V116H29ZM38 117H40V116H38ZM41 117H43L42 115H41ZM45 117V116H44ZM53 117V116H52ZM51 117V118H52ZM59 117V116H58ZM66 117V116H65ZM64 117V118H65ZM68 117H69V114H68ZM219 117V116H218ZM220 117H221V115H220ZM256 117H259V116H256ZM27 118H28V116H27ZM57 118V117H56ZM61 118H63L62 117V115H61ZM61 118H59V119H61ZM261 118V117H260ZM33 119V118H32ZM35 119V118H34ZM45 120H46V118H44ZM58 119V118H57ZM57 119H56V121H57ZM58 119V120H59ZM66 119V118H65ZM39 120V119H38ZM37 120V121H38ZM47 120H49V118L47 119ZM51 120L52 119H50V121L49 122H51ZM54 120H55V118H54ZM264 120V119H263ZM29 121V120H28ZM40 121V120H39ZM43 121V120H42ZM56 121H54V123L56 122ZM60 121V120H59ZM62 121H60V122H62ZM217 121H219V122H217ZM224 121V120H223ZM31 122V121H30ZM35 122V121H34ZM44 122V121H43ZM46 122V121H45ZM231 122V123H230ZM38 123V122H37ZM42 123V122H41ZM57 123V122H56ZM230 123V124H229ZM48 124V123H47ZM259 124H257V125H259ZM20 125V124H19ZM23 125V124H22ZM45 125H46V123H45ZM44 125V126H45ZM50 125V124H49ZM230 125V126H229ZM263 125V124H262ZM26 126V125H25ZM36 126V125H35ZM40 126V125H39ZM43 126V125H42ZM47 126V125H46ZM52 126V125H51ZM58 125L56 124V127H57ZM60 126V125H59ZM62 126H60L59 128H61ZM21 127V126H20ZM32 127V128H31ZM54 127V126H53ZM229 127H232V128H229ZM261 127V126H260ZM41 128V127H40ZM46 128V127H45ZM264 129V128H263ZM257 130V129H256ZM45 131H46V129H45ZM232 131V132H233ZM258 132H259V130H257ZM60 132V131H59ZM264 132V131H263ZM42 133V132H41ZM47 134V133H46ZM45 134V135H46ZM252 134V135H251ZM256 134V135H255ZM5 135V136H6ZM38 135V137H36ZM40 135V136H39ZM42 135H44V133H42ZM61 135H62V133H61ZM250 135V136H249ZM48 136V135H47ZM55 136V137H54ZM260 136L259 137H257V139L258 138H260ZM42 137V136H41ZM44 138V137H43ZM42 138V140H41V138H40V140L41 141H43L44 139ZM47 137H45V139H46ZM230 138V137H229ZM246 138V139H247ZM51 138H49L48 137V140H50ZM263 139H264V136H263ZM58 140V141H57ZM259 140V139H258ZM51 141V140H50ZM257 141V140H256ZM259 141H261V140H259ZM16 142V143H15ZM48 142V141H47ZM228 142H230V141H228ZM254 141H252L251 143H253ZM26 143V142H25ZM45 143V145L46 144H48V143H46V142H43V144ZM242 143V142H241ZM263 143V142H262ZM261 143V144H262ZM28 144V143H27ZM40 144H42V142H40ZM39 144V145H40ZM50 144V145H51ZM255 144H257L258 145V142L256 143L255 142ZM260 144V143H259ZM51 145V146H52ZM200 145L201 146H203V145H207L208 147H206L207 148V150L205 151V152H203V148H201L202 150H200ZM244 145V144H243ZM252 145V146H251ZM250 145V143H249V146H251V148L254 146L253 144H251ZM44 146V145H43ZM247 146V148L249 147L248 146V144L246 145ZM246 146H245V148L244 149H246ZM256 146V145H255ZM41 147V146H40ZM40 147H36V148H40ZM46 146H44V148H45ZM244 147V146H243ZM258 147H259V145H258ZM261 147L263 148L262 150L264 151V147H263V145H261ZM260 147V148H261ZM30 148V147H29ZM33 148V147H32ZM34 149L35 151L37 150V152L39 151H41V148L38 150V149ZM51 148H53V147H51ZM205 148V149H206ZM259 148V149H260ZM7 149V148H6ZM47 149V148H46ZM46 149H44L45 151H47ZM249 149H250V147H249ZM259 149H257V150H259ZM1 150V149H0ZM4 150V149H3ZM27 150V149H26ZM32 150V149H31ZM33 150V151H34ZM44 150H42L43 152H45ZM251 150H253V148L251 149ZM42 151H41V153H42ZM47 151V152H48ZM230 151H232L231 149H230ZM244 151V150H243ZM254 151V150H253ZM256 151V150H255ZM263 151H262V153H263ZM4 152V151H3ZM13 152V151H12ZM12 152H10V153H12ZM38 152V153H39ZM232 152V153H233ZM241 152V151H240ZM245 152V154H244V156H246L247 157V154H248V152H246V151H244ZM243 152V153H244ZM250 152V151H249ZM257 152V151H256ZM255 152V153H256ZM259 152V151H258ZM6 153V152H5ZM7 153H9V152H7ZM31 153H32V151H31ZM34 153V152H33ZM205 153V154H204ZM236 153V154H237ZM251 153V152H250ZM254 153V152H253ZM3 154V156H4V153H2ZM15 154V151H14V153H13V155H9V156H12L13 158L12 159H14V155ZM28 154V153H27ZM35 154V153H34ZM45 154L47 155V153L45 152ZM225 154V155H224ZM230 154H231V152H230ZM258 154V153H257ZM18 155L16 154V156L17 157H15V158H17L18 159ZM48 155H49V152H48ZM203 155V156H202ZM239 155H240V153H239ZM238 154H237V156H239ZM254 154H252V156H253ZM261 155V154H260ZM2 156V157H3ZM8 156V157H9ZM38 156V157H39ZM230 156V155H229ZM231 156H233V158L235 157V154L234 155H231ZM243 156V157H244ZM249 156V155H248ZM252 156H250V158L252 157ZM262 156V155H261ZM264 156V155H263ZM5 157V156H4ZM227 157V156H226ZM241 157V156H240ZM243 157H242V159H243ZM260 157V156H259ZM29 158H31V157H29ZM29 158H27L28 160H29ZM194 158V159H195ZM204 158H207V156H205ZM214 158H212V160L214 159ZM220 158V159H219ZM230 158V157H229ZM233 158L231 159V160H233ZM249 158V159H250ZM10 159H11V157H10ZM37 160H38V158H36ZM237 159V161H238V158H235V160ZM248 159V158H247ZM253 159H254V157H253ZM256 159V158H255ZM260 159V158H259ZM2 160V159H1ZM0 160V162H2ZM15 160V159H14ZM14 160H7L8 161V164L5 166V169L7 170L8 169V171H10V169L14 172V170L16 171V169L19 167L18 165H17V167H15L16 165V163H15V161ZM23 160V159H22ZM26 160V159H25ZM32 160V159H31ZM197 160V158L195 159V161ZM202 160V159H201ZM205 160V159H204ZM215 159L213 160L214 161V165H215V161H216ZM235 160H234V162H235ZM241 160V159H240ZM244 160H246V159H244ZM252 160V159H251ZM208 161L206 162V163H208ZM218 161H217V167H218ZM228 161H230L229 159H228ZM236 161V162H237ZM242 161V160H241ZM261 161V160H260ZM31 162V161H30ZM202 162V161H201ZM204 162V161H203ZM231 162V165H232V161H230ZM229 162V163H230ZM244 162H246V161H244ZM243 162V163H244ZM23 163V162H22ZM26 163V162H25ZM32 163H30V164H32ZM47 163H50L49 165H48V168H47ZM18 164H19V161H18ZM29 164V163H28ZM44 164H46V167H45V165ZM197 164V163H196ZM199 164V163H198ZM212 164V163H211ZM219 164H221V163H219ZM237 165H238V163H236ZM240 164V163H239ZM257 164V163H256ZM259 164V163H258ZM5 165V164H4ZM20 165V164H19ZM91 165L92 166H94V168L93 167H91ZM230 165V164H229ZM208 166V165H207ZM210 166V165H209ZM216 166V165H215ZM233 167L235 166V163L232 165ZM250 166V165H249ZM258 166V165H257ZM14 167L16 168V169H14ZM211 168H213L214 166H213V164H212V166H210ZM217 167H216V170H218L217 169ZM237 167V166H236ZM256 167V166H255ZM260 167H262V166H259V168ZM264 167V166H263ZM2 168V167H1ZM47 168V169H46ZM207 168V167H206ZM204 169L205 171L206 170H208V168L207 169ZM211 168H209V171H210V169ZM215 168V167H214ZM220 168V169H221ZM240 168V167H239ZM254 168V167H253ZM234 169V168H233ZM240 169H242V168H240ZM3 170V169H2ZM212 170H215V169H212ZM234 170H236V169H234ZM233 170V171H234ZM244 170V169H243ZM12 171H10V172H12ZM18 171V170H17ZM16 171V172H17ZM26 171V170H25ZM208 171V173H210V174H212V177L210 178V179H208V180H205L206 182L207 181H211V179L213 178V176H215L214 175V171H212V172H214V173H211V172H209ZM220 170H218V172H219ZM237 171V170H236ZM250 171V170H249ZM258 171V170H257ZM10 172H7L8 173V175H7V173H6V171H5V173H6V176H8V177H11L12 175H13V173H10ZM16 172H14V173H16ZM22 172V171H21ZM217 172V173H218ZM259 172V171H258ZM26 173H28V172H26ZM204 173V172H203ZM235 173V172H234ZM240 173V172H239ZM245 173V172H244ZM249 173V172H248ZM251 173V172H250ZM2 175H3V172L1 173ZM17 174V173H16ZM206 173H204L203 175H205ZM237 174V173H236ZM243 174V173H242ZM246 174H247V172H246ZM246 174H243V175H246ZM255 174V173H254ZM257 174V173H256ZM1 175V176H2ZM23 175H24V171H23ZM68 175V174H67ZM219 175H221L220 174V172H219ZM240 175V174H239ZM259 175V174H258ZM3 176H5V175H3ZM19 176V175H18ZM22 176V175H21ZM218 176V175H217ZM216 176V177H217ZM242 176V175H241ZM241 176H240V178H241ZM249 176V175H248ZM261 176V175H260ZM32 177V176H31ZM30 177V178H31ZM71 177V176H70ZM215 177V178H216ZM249 177H251V176H249ZM248 177V178H249ZM254 177V176H253ZM264 177V176H263ZM67 178V180H65V181H67V183H68V177H66ZM208 177H206L205 179H207ZM218 178H220V176L218 177ZM4 179V178H3ZM2 178H1V180H3ZM31 179H33V178H31ZM65 179V178H64ZM221 179V178H220ZM245 179V178H244ZM249 179H251V178H249ZM248 179V180H249ZM252 179H257V178H252ZM5 180V179H4ZM28 180H29V178H28ZM28 180H27V182H28ZM34 180V179H33ZM74 180V179H73ZM216 180V179H215ZM214 179L212 180V181H214V182H220V180L219 181H215ZM225 180V181H226ZM241 180H243V179H241ZM247 179H245V181H246ZM264 180V179H263ZM19 181V180H18ZM30 181V180H29ZM37 181V182H36ZM52 181H54V183L52 182ZM204 181V182H205ZM212 181H211V183H212ZM250 181V180H249ZM255 181V180H254ZM1 182V181H0ZM3 182V181H2ZM5 182V181H4ZM7 182V181H6ZM26 182V181H25ZM26 182V183H27ZM50 182H52L53 183V185H51L50 184ZM70 182H69V185H70ZM205 182V183H206ZM223 182H224V179H223ZM227 182V183H228ZM258 181H256V183H257ZM23 183H24V181H23ZM216 183V184H217ZM225 183V182H224ZM9 184V183H8ZM209 184V186L210 185H213V184H210V183H208ZM207 184V185H208ZM215 184V183H214ZM248 184V183H247ZM250 184V183H249ZM262 184V183H261ZM25 185V184H24ZM23 184H22V186H24ZM71 185H73V184H71ZM196 185H198V187L200 188V192H198L196 189L197 188H193L192 186H196ZM219 186H218V188H220V185H222V184H218ZM254 185V184H253ZM260 185V184H259ZM2 186H3V184H2ZM8 186V185H7ZM65 186V185H64ZM154 186H158V187H160L161 189H162V186L164 187V188H166V191L165 190H163L164 192H163V194L164 195H159V194H162V191H161V193H157V191L159 190L158 189V187H157V189H156V191H154ZM214 186V185H213ZM247 186H249V185H247ZM61 187H62V185H61ZM70 187H72V186H70ZM215 187V186H214ZM222 187V186H221ZM225 187H226V185H225ZM241 187V188H242ZM20 188H21V185H20ZM25 188V187H24ZM156 188V187H155ZM210 188H212V187H210ZM227 188H226V190H227ZM240 188V189H241ZM256 188V187H255ZM261 188V187H260ZM264 188V187H263ZM5 189V188H4ZM9 189H11V188H9ZM14 189V188H13ZM55 189V190H56ZM213 189V188H212ZM216 190H217V187L215 188ZM221 189V188H220ZM249 188L247 187V189L246 190H248ZM258 189V188H257ZM6 190V189H5ZM22 189H20L19 191H21ZM69 190V191H68ZM208 190H210V189H208ZM222 190H225V188L223 189L222 188ZM234 190V189H233ZM243 190V189H242ZM242 190H240V191H242ZM252 190V189H251ZM262 190V188L260 189V191H259V189H258V191L259 192H261V193H263V191H261ZM4 191V190H3ZM23 191V190H22ZM25 191V194H23V192H22V194L25 196H27L28 195V193L26 194V191H27V189H25L24 190ZM40 191V190H39ZM38 191V192H39ZM45 191H47V190H45ZM59 191H61V190H59ZM66 191H68L67 193H66ZM211 191V190H210ZM257 191V192H258ZM13 192V191H12ZM29 192V193H30ZM33 192H31V193H33ZM63 192V191H62ZM159 195H157L156 193ZM206 192V193H205ZM213 192V191H212ZM221 192V191H220ZM220 192H218V193H220ZM228 192H230V191H228ZM234 192V191H233ZM237 192V191H236ZM235 192V193H236ZM3 193V192H2ZM16 193V192H15ZM18 193H20V192H18ZM31 193H30V195H31ZM42 193H43V191H42ZM41 193V194H42ZM45 193V192H44ZM58 193H60V192H58ZM227 193V192H226ZM4 194V193H3ZM6 194H7V192H6ZM36 193H34V197H37L38 195V193L35 195ZM67 194V195H68ZM208 194H210V193H208ZM214 194H216V193H214ZM224 194V193H223ZM222 193H220V196H222L223 195ZM229 194V193H228ZM243 194V193H242ZM255 194V193H254ZM264 194V193H263ZM262 194V195H263ZM5 195V194H4ZM10 195V194H9ZM13 195H14V193H13ZM18 195V194H17ZM33 195V194H32ZM166 195H169L168 197V199H162V197H161V199H162V201H163V203H164V201L165 202H167L165 205H163V207L162 206H160V204L158 203L159 201H158V199H160L159 197L160 196H166ZM207 195V194H206ZM218 195V194H217ZM216 195V196H217ZM230 195L232 196V194L230 193ZM241 195V194H240ZM251 195V194H250ZM261 195V196H262ZM7 196V195H6ZM5 196V197H6ZM26 196L24 197V198H26ZM29 196V195H28ZM69 197H70V195H68ZM156 196V198H154L153 199V197H155ZM211 196H212V193H211ZM211 196H207V197H211ZM214 196V195H213ZM234 196V195H233ZM243 196V195H242ZM264 196V195H263ZM10 197V196H9ZM12 197V196H11ZM14 197V196H13ZM20 197V196H19ZM32 197V196H31ZM31 197L30 198H27V199H29V201H30V199H31ZM195 197H198V199H200L199 201H201V200H203L204 198H207V197H204L203 199L202 198H199V196H195ZM194 197V198H195ZM236 197V196H235ZM252 197V196H251ZM8 198V197H7ZM23 198V197H22ZM23 198V199H24ZM33 198V197H32ZM42 198V197H41ZM40 198V199H41ZM56 198H57V200H56ZM218 198V197H217ZM216 198V199H217ZM221 198V197H220ZM220 198H218V199H220ZM223 198V197H222ZM248 198H249V196H248ZM260 198V197H259ZM258 198V199H259ZM6 199V198H5ZM4 199V196H3V200H5ZM16 199V198H15ZM21 199V198H20ZM27 199H25L24 201H26ZM196 199V198H195ZM193 200V201H195L196 203H197V201L196 200H198V199H196V200ZM208 199V198H207ZM206 199V200H207ZM214 199H215V197H214ZM214 199H211V200H214ZM236 199V198H235ZM249 199H251V198H249ZM253 199V198H252ZM257 199V200H258ZM262 199H264V198H262ZM14 200V199H13ZM22 200V199H21ZM32 200V199H31ZM33 200H36V199H33ZM56 200V201H55ZM67 200H69V199H67ZM71 200V199H70ZM205 200V201H206ZM222 200V199H221ZM227 200V199H226ZM231 200H234V199H231ZM230 200V201H231ZM239 201H237V199L235 200V202H233L232 204L233 205H231V206H233V209H230V210H232V213H235L234 212V210H236V208L238 209V207H240L241 206V198L240 199H238ZM244 200V198L242 199V201ZM248 200V199H247ZM255 200V199H254ZM257 200H255L256 202H258ZM19 201V200H18ZM28 201V200H27ZM43 201H45V200H43ZM198 201V202H199ZM204 201V202H205ZM207 201H209V200H207ZM236 201H237V203H236ZM259 201H260V199H259ZM264 201V200H263ZM0 204H2V200H0ZM14 202V201H13ZM15 202H17V201H15ZM14 202V203H15ZM20 202V201H19ZM18 202V203H19ZM46 202V201H45ZM53 202V201H52ZM72 202V203H71ZM210 202V201H209ZM212 202V201H211ZM247 201H245V203H246ZM261 203H262V201H260ZM4 203V202H3ZM17 203V204H18ZM25 203V202H24ZM23 203V201H22V203L21 204H24ZM27 203V202H26ZM31 202H29L28 204H30ZM34 203V202H33ZM58 203H59V201H58ZM63 203V202H62ZM65 203V202H64ZM77 203V204H78ZM191 203V204H190ZM189 204L192 206V203H194V202H190ZM202 203V202H201ZM200 203V204H201ZM243 203H244V201H243ZM242 203V204H243ZM261 203H260V205H261ZM28 204H27V206H28ZM41 204H45L44 202L42 203V200H41ZM40 204V205H41ZM45 204V205H46ZM67 205H68V201H67V203H66ZM76 204V203H75ZM75 204H73V205H75ZM157 204H159V205H157ZM188 204V205H189ZM195 204V203H194ZM248 204V203H247ZM258 204H259V202H258ZM6 205V204H5ZM31 205V204H30ZM44 205V206H45ZM63 205H65V204H62V206ZM72 205V206H73ZM162 205V204H161ZM197 205H199V204H197ZM246 205V204H245ZM9 206H11V205H9ZM14 206H16L17 207V205H14ZM20 206V205H19ZM18 206V207H19ZM22 207H23V205H21ZM32 206V205H31ZM42 206V205H41ZM200 206H202V205H200ZM243 206V205H242ZM241 206V207H242ZM250 206V205H249ZM259 206V205H258ZM262 206V205H261ZM4 207V206H3ZM8 207V206H7ZM12 207V206H11ZM46 207H43V208H46ZM67 207V206H66ZM75 207V206H74ZM77 207H75V208H77ZM192 207H194V205L192 206ZM263 207H264V204H263ZM263 207H260L261 209L263 208ZM0 208H2V206L0 207ZM21 208V207H20ZM28 208V207H27ZM38 208H39V206H38ZM67 208H69V207H67ZM188 208V207H187ZM195 209H196V207H194ZM193 208V209H194ZM198 208H199V206H198ZM201 208V207H200ZM205 208V207H204ZM203 208V209H204ZM232 208V207H231ZM10 209V208H9ZM18 209V208H17ZM16 209V210H17ZM21 209H23L22 211H24V209H25V211L27 210L25 207L24 208H21ZM36 209H37V207H36ZM40 209H42V208H40ZM70 209V208H69ZM189 209H191L190 207H189ZM192 209V210H193ZM202 209V208H201ZM15 210V211H16ZM61 210H63L62 212H61ZM197 210V209H196ZM247 210H250V209H247ZM1 211H4V210H1ZM6 211H8V210H6ZM5 211V212H6ZM10 211V210H9ZM13 211H14V209H13ZM21 211V212H22ZM25 211H24V213H25ZM181 211V210H180ZM20 212V213H21ZM29 212H31V210H30V208H28V212L27 213H29ZM36 212H35V214H36ZM229 212H231V211H229ZM237 212V211H236ZM243 212V211H242ZM246 212V211H245ZM244 212V213H245ZM9 213H11V212H9ZM15 213H17V212H15ZM23 213V214H24ZM60 213H62V214H64L63 216H64V219L66 218V216L68 217L67 218V220L68 219H70L69 221H58V219L60 218V219H63V217H62V215H60V217L58 216ZM201 213V214H200ZM240 213V212H239ZM247 213V212H246ZM252 213H254V212H252ZM5 214V213H4ZM3 214V212H2V215H4ZM19 213H17V215H18ZM229 214H231V213H229ZM228 214V215H229ZM243 214V213H242ZM251 214V213H250ZM7 215H8V213H7ZM22 215V214H21ZM26 215V214H25ZM25 215H23V216H25ZM51 215V216H50ZM77 215H75V216H77ZM233 215V214H232ZM236 215V214H235ZM249 215V214H248ZM38 216V215H37ZM73 216V217H72ZM78 216H77V218L76 217H74L75 219H79L78 218ZM255 216L256 217H258V219H257V227H256V229H258L257 231L259 232V234L258 233H256V234H258L257 236L259 237H257L258 239H259V241H257L258 239H256V241H257V243L258 242H261V243H264V208L262 209V210H260V213H259V215L257 216V214L256 215H254V218H255ZM2 217V216H1ZM0 217V218H1ZM12 217V216H11ZM16 217V216H15ZM29 217H31V215L29 216ZM34 217H35V215H34ZM81 217V219L83 220V217L82 216H80ZM233 217H234V215H233ZM246 217V216H245ZM250 217V216H249ZM5 218H7V217H5ZM10 218V217H9ZM8 218V219H9ZM32 218V217H31ZM48 218V219H49ZM85 218V217H84ZM229 217L227 216L226 217V220L228 219ZM244 218V217H243ZM247 218V217H246ZM13 219V218H12ZM17 219H18V217H17ZM17 219H15V221L14 222H17L18 220ZM24 219H25V217H24ZM29 220L30 218H27L26 217V220ZM33 219V218H32ZM44 219V218H43ZM46 219V218H45ZM48 219H46V220H48ZM59 219V220H60ZM81 219H79V221L81 220ZM88 219V218H87ZM89 219V220H90ZM233 220H234V218H232ZM231 219V220H232ZM253 219V218H252ZM256 219V218H255ZM5 220V219H4ZM10 220V219H9ZM17 220V221H16ZM23 220V219H22ZM26 220H24V221H26ZM31 220V219H30ZM34 220V219H33ZM33 220H31V222L33 221ZM81 220V221H82ZM89 220H88V222H89ZM101 220V221H100ZM229 220H230V218L228 219V221H226L225 222V224H229V223H233L234 221L232 220H230V222H229ZM245 220V219H244ZM254 220V219H253ZM1 221V220H0ZM36 221V220H35ZM35 221H34V223H35ZM38 221V220H37ZM40 221H41V219H40ZM43 221V220H42ZM50 221V219L47 221L48 223H49V226L51 225V223L49 222ZM58 221V222H57ZM84 222H82L83 224H85V220H83ZM92 221V220H91ZM93 221V222H94ZM222 221V222H221ZM251 221V220H250ZM5 222H7V219H6V221H4L2 224H4ZM13 222V221H12ZM11 222V223H12ZM13 222V223H14ZM30 222V221H29ZM30 222V223H31ZM44 222V221H43ZM62 222V223H61ZM74 222V221H73ZM93 222H90V224L91 223H93ZM229 222V223H228ZM248 222V221H247ZM252 222V221H251ZM8 223H9V221H8ZM10 223V224H11ZM27 223V222H26ZM34 223H32V224H34ZM42 223V222H41ZM45 223V222H44ZM47 223V224H48ZM60 223H61V225H60ZM237 223V222H236ZM235 222H234V224H236ZM245 223H246V220H245ZM249 223V222H248ZM254 225L256 224V222L254 221V222H252ZM224 224V223H223ZM222 224V225H223ZM233 224V225H234ZM239 224V223H238ZM5 225V224H4ZM35 225H39V224H35ZM74 225V224H73ZM232 225V226H233ZM1 226H3V225H1ZM13 226H14V224H13ZM48 226V225H47ZM54 226L52 227V228H54ZM58 226V227H59ZM83 226H85V225H83ZM93 226H91V227H93ZM230 226V225H229ZM249 226V225H248ZM16 227V226H15ZM14 227V228H15ZM33 227V226H32ZM38 228V226H34V228L33 229H35V228ZM39 227H41V226H39ZM42 227H44V228H46L47 229V227H46V225L45 226H43L42 225ZM42 227H41V229H42ZM57 226L55 227V228H58ZM73 227V226H72ZM82 227V226H81ZM88 227H90L89 226V224H88ZM86 228V226H85V230L87 229V231L88 232H90L92 229H94V228H91V229H89V228ZM99 227V229H101L102 230V228H100ZM240 227V226H239ZM245 227V226H244ZM2 228V227H1ZM0 228V229H1ZM9 228V227H8ZM17 228V227H16ZM61 228V227H60ZM66 229H68L67 227H65ZM97 228V229H96ZM95 229L96 230H98V226L96 227ZM224 228V227H223ZM246 228V227H245ZM250 228V227H249ZM255 228V227H254ZM12 229V228H11ZM17 229H19V228H17ZM21 229V228H20ZM50 229H51V227H50ZM62 229V228H61ZM74 229V228H73ZM94 229V230H95ZM221 229V228H220ZM228 229V228H227ZM238 229V228H237ZM45 230V229H44ZM55 230V229H54ZM78 230V229H77ZM90 230V231H89ZM112 230V229H111ZM223 230H225V229H223ZM246 230V229H245ZM6 231V230H5ZM21 231V230H20ZM25 231V230H24ZM30 231H33L32 229H30ZM29 231V232H30ZM41 230H40V228L38 229V231H37V233L39 232L40 234H41V232H40ZM53 231V230H52ZM58 231V230H57ZM70 231L71 232H69V230L68 231H66V232H69L70 233V235H72L73 234V232H74V230H73V232H72V230L70 229ZM76 231V230H75ZM81 231H82V229H81ZM228 231H230V230H228ZM238 231V230H237ZM241 231V230H240ZM243 231V230H242ZM252 231V230H251ZM250 231V232H251ZM2 232H3V230H2ZM29 232H28V234H29ZM35 232H36V230H35ZM34 232V233H35ZM49 232H51V231H49ZM83 233H84V230L82 231ZM82 232L80 233L79 232V234H82ZM91 232H94V233H96L95 231H91ZM90 232V233H91ZM98 233H100L99 231H97ZM104 232H106V231H104ZM103 232V233H104ZM220 232H221V230H220ZM220 232H218V233H220ZM222 232H224V231H222ZM231 232V231H230ZM234 232V231H233ZM4 233V232H3ZM6 233H7V231H6ZM11 232H8V234H10ZM15 233V232H14ZM23 233V232H22ZM21 233V234H22ZM24 233H26V232H24ZM31 233V232H30ZM33 233V232H32ZM36 233V234H37ZM38 233V234H39ZM43 233H44V231H43ZM42 233V234H43ZM54 233V232H53ZM68 233V234H69ZM72 233V234H71ZM103 233H102V235H103ZM109 233H110V231H109ZM114 233H112V234H114ZM238 234H239V232H237ZM251 233H253V232H251ZM17 234H18V232H17ZM20 234V235H21ZM45 234V233H44ZM57 234H59V233H57ZM61 234V233H60ZM78 234V233H77ZM77 234H76V232H75V234L74 235H76L77 236ZM78 234V235H79ZM111 234V233H110ZM221 234H224V233H221ZM220 234V235H221ZM225 234H230L229 232L228 233H225ZM225 234L224 235H222V237L220 236V238H223V236H225ZM241 235H242V233H240ZM246 234V232L244 233L243 232V235H245ZM4 235V234H3ZM6 235V234H5ZM11 235V234H10ZM13 235H15V234H13ZM23 235V234H22ZM25 236H26V234H24ZM33 235V234H32ZM31 235V236H32ZM67 235V234H66ZM65 235V236H66ZM70 235H69V237H70ZM87 235V234H86ZM92 235V234H91ZM102 235H101V237H102ZM105 235V234H104ZM109 235V234H108ZM219 235V234H218ZM231 236L230 237H232V233L230 234ZM16 236V235H15ZM34 236V235H33ZM39 236V235H38ZM45 236H46V234H45ZM64 236V235H63ZM63 236H62V238H63ZM92 236H94V235H92ZM91 236V237H92ZM105 236H107V235H105ZM211 237V238H208V237ZM213 236V237H212ZM227 236V235H226ZM255 236V235H254ZM261 236V237H260ZM7 237V236H6ZM16 237H18V236H16ZM28 237V236H27ZM51 237V236H50ZM69 237H68V239H69ZM84 237V236H83ZM86 237H89V234H88V236H86ZM91 237H89V238H91ZM104 237V236H103ZM118 237V238H117ZM247 237V236H246ZM253 237V236H252ZM256 237V236H255ZM26 238V237H25ZM32 238V237H31ZM71 238V237H70ZM74 238H76V237H72V240H70L71 242L73 241V239ZM81 238V239H80ZM88 238V239H89ZM94 238H96V237H94ZM201 238V239H200ZM217 238H218V236H217ZM233 238V237H232ZM231 238V239H232ZM238 238V237H237ZM13 239L15 240V238L13 237ZM20 239H22V238H20ZM28 239V238H27ZM30 239V238H29ZM35 239V238H34ZM40 239V238H39ZM44 239V238H43ZM58 239V238H57ZM57 239H55V240H57ZM78 239H80V240H82V236L80 237V236H78ZM78 239L76 238V239H74V241L76 240V241H78ZM99 239L100 238H98V235H97V240H98V243L99 244H101L100 245V247L102 246V244H106L107 242H108V237H107V242L105 243V242H99ZM103 240H104V238H102ZM114 239V240H115ZM118 239V240H119ZM200 239V240H199ZM212 239V240H213ZM223 239H226V238H223ZM223 239H222V241H223ZM230 239V240H231ZM251 239H254V237L253 238H251ZM2 240H3V238H2ZM17 240V239H16ZM24 240V239H23ZM23 240H22V242H23ZM32 240V239H31ZM38 240V239H37ZM69 240H67L68 241V243H70V241ZM89 240H91V239H89ZM93 240V239H92ZM90 241V242H93L94 240H96V239H94L93 241ZM198 240V241H197ZM216 240V239H215ZM215 240H213V242L215 241ZM234 239H232L231 241H233ZM237 240V239H236ZM239 240V239H238ZM241 240V239H240ZM247 240H248V238H247ZM6 241V240H5ZM4 241V242H5ZM19 241V240H18ZM26 241H28V240H26ZM30 241V240H29ZM33 241H35V240H33ZM33 241H32V243H33ZM52 241V240H51ZM66 241V240H65ZM76 241L75 242H73L72 244H75V245H77L76 244ZM85 240L83 239V241L82 242H79V244L81 243V244H83V242H84ZM110 241V240H109ZM122 241L120 240V242L122 243ZM126 241V242H127ZM231 241H229V242H231ZM249 241H251V240H249ZM249 241H243V244H241L240 242L239 243H237L236 245L234 244L236 241H234L233 242V246H232V243L231 244H227V246H230V248H232L233 247V258H232V256H231V258L233 259H231L230 257H227L228 255V253H230L231 252V254H232V251H230V252H228V253H224V251L225 252H227V250H229V249H223L222 248V246L218 243L219 242V240L217 239V242H215V243H213V242H211L210 241V243H211V245L213 244L214 246H217L216 248H218L219 250H220V253H224L225 255H227L226 257L229 259H231L232 261H233V264H234V262H236V260H241L240 258H238V257H243V256H245L246 254H247V257L249 256L248 254L249 253H251L252 251H253V249H255V246H257L258 244H256V241L255 240H253V241H251V242H249ZM8 242H9V240H8ZM12 242V241H11ZM41 242V241H40ZM43 242V241H42ZM86 242V241H85ZM95 242V241H94ZM126 242H124V244H120L119 243V245H122L123 247L125 246L126 247ZM129 242V241H128ZM128 243V244H131V243ZM201 242V243H200ZM227 243V240H225V241H223L222 243L224 244V243ZM13 243H14V241H13ZM31 243V242H30ZM35 243V242H34ZM38 243V242H37ZM65 243V242H64ZM78 243V242H77ZM97 243V242H96ZM95 243V244H96ZM97 243V244H98ZM109 243V242H108ZM111 243H113V242H111ZM115 243V242H114ZM118 243V242H117ZM133 243V242H132ZM216 243H218L217 245H216ZM221 243V242H220ZM225 243V244H226ZM260 243V244H261ZM36 244V243H35ZM49 244V243H48ZM53 244V243H52ZM57 244V243H56ZM71 244V243H70ZM72 244H71V246H72ZM85 245H86V243H84ZM88 244H89V241H88ZM110 244V243H109ZM127 244V245H128ZM204 244H206V243H204ZM5 245H7L6 243H5ZM13 245V244H12ZM18 245V244H17ZM20 245V244H19ZM22 245V244H21ZM44 245H46L45 244V242H44ZM63 245V244H62ZM66 245H68L69 246V244H66ZM84 245V246H85ZM92 245V244H91ZM107 245V244H106ZM105 245V246H106ZM112 245V244H111ZM111 245H109V246H111ZM115 245V244H114ZM262 245V244H261ZM260 245V246H261ZM38 246V245H37ZM47 246V245H46ZM51 246V243H50V245H49V247ZM54 246H57V245H55L54 244ZM53 246V247H54ZM65 246V245H64ZM78 246V245H77ZM83 246V247H84ZM89 246V245H88ZM93 246V245H92ZM91 246V247H92ZM104 246V245H103ZM104 246V247H105ZM109 246H107L108 248H109ZM113 246V245H112ZM122 246L120 247V246H118L119 248H122ZM130 246V247H131ZM136 246H138V245H136ZM52 247V248H53ZM81 247H82V245H81ZM80 247V248H81ZM85 247H87V246H85ZM90 247V248H91ZM103 247V248H104ZM114 247V246H113ZM12 247H10V249H11ZM19 248V247H18ZM18 248H16V249H18ZM27 248V247H26ZM40 248V247H39ZM55 248V247H54ZM57 248V247H56ZM63 248V247H62ZM87 248H89V247H87ZM94 248V251H95V249H97L98 248V251H99V247H98V245H97V247L95 248V247H93ZM114 248H116L117 249V245L114 247ZM129 248V247H128ZM221 248V249H220ZM227 248V247H226ZM257 248V247H256ZM258 248H259V246H258ZM261 248V247H260ZM263 248H264V244H263ZM7 250H8V247L6 248ZM15 249V250H16ZM28 249H30V248H28ZM43 249V248H42ZM110 249V248H109ZM180 249L182 250V251H186V254H185V252H184V254H182L183 252L181 251V253L179 252L180 251ZM192 249V250H191ZM213 249V248H212ZM24 250V249H23ZM33 250V249H32ZM34 250H35V248H34ZM40 251H41V248L39 249ZM46 250V249H45ZM48 250V249H47ZM65 250V249H64ZM102 250V249H101ZM104 250H106V248L104 249ZM104 250H102V252L104 251ZM114 249H112V251H113ZM120 250V249H119ZM122 250V249H121ZM134 250V249H133ZM214 250H215V248H214ZM223 250V251H222ZM258 250V249H257ZM260 250V249H259ZM263 250V249H262ZM261 250V251H262ZM12 251H14L13 249H12ZM19 251V250H18ZM27 251V250H26ZM36 251L37 252H39L38 251V249H36ZM60 251V250H59ZM58 251V252H59ZM66 251L68 252V250L66 249ZM65 251V252H66ZM79 251V250H78ZM93 251V250H92ZM111 251V250H110ZM117 251H118V249H117ZM127 251V250H126ZM130 251V250H129ZM11 252V251H10ZM21 252V251H20ZM54 252V251H53ZM61 252V251H60ZM101 252V251H100ZM131 252V251H130ZM129 252V253H130ZM133 252V251H132ZM137 252V251H136ZM159 252L157 253V254H159ZM211 252V251H210ZM218 252V251H217ZM254 252H256V251H254ZM6 253H9V252H7L6 251ZM12 253V252H11ZM10 253V254H11ZM14 253V252H13ZM17 253V252H16ZM24 253H26V252H24ZM30 253H31V251H30ZM34 253V252H33ZM42 253H43V250H42ZM76 253V252H75ZM85 253V252H84ZM96 253V252H95ZM104 253V252H103ZM118 253L120 254V252L118 251ZM117 253V254H118ZM262 253V252H261ZM264 253V252H263ZM15 254V253H14ZM19 254V253H18ZM28 254V253H27ZM35 254H37V253H35ZM34 254V255H35ZM40 254V253H39ZM49 254V253H48ZM67 254V253H66ZM70 254H72V253H70ZM94 254V253H93ZM128 254V253H127ZM126 254V255H127ZM139 254V253H138ZM137 254V255H138ZM231 254H229V255H231ZM254 254V253H253ZM23 255V254H22ZM29 255V254H28ZM54 255V254H53ZM55 255H56V253H55ZM68 255V254H67ZM92 255V254H91ZM100 255V254H99ZM105 255V254H104ZM104 255H102V256H104ZM107 255V254H106ZM110 255H112V253L110 254ZM123 255V254H122ZM125 255V254H124ZM135 255H136V253H135ZM209 255H210V253H209ZM216 255V254H215ZM215 255H214V257H215ZM217 255H218V253H217ZM221 255V254H220ZM225 255H223V256H225ZM4 256V255H3ZM24 256V255H23ZM46 256V255H45ZM79 256V255H78ZM77 256V257H78ZM108 256V255H107ZM118 256V255H117ZM128 256V255H127ZM140 255H138V257H139ZM158 256V255H157ZM157 256H154V257H157ZM161 256V255H160ZM264 256V255H263ZM5 257H7V255H5ZM27 257V255L25 256V258ZM29 257H31V256H29ZM33 257V256H32ZM42 257V256H41ZM70 257V256H69ZM77 257H75V258H77ZM86 257H88V256H86ZM105 257V256H104ZM113 257V256H112ZM122 257V256H121ZM137 257V256H136ZM142 257V256H141ZM161 257H163V256H161ZM221 257V256H220ZM246 257V258H247ZM1 258V257H0ZM13 258V257H12ZM34 258V257H33ZM33 258H30V259H33ZM36 258V257H35ZM46 258H48V256H46ZM55 258V256H53V259ZM71 258H73V257H71ZM70 258V259H71ZM85 258V257H84ZM106 258V257H105ZM114 258V257H113ZM119 258H120V256H119ZM118 258V259H119ZM127 258V257H126ZM133 258V257H132ZM153 258V257H152ZM158 258V257H157ZM222 258V257H221ZM2 259V258H1ZM8 259V258H7ZM27 259V258H26ZM41 259V258H40ZM44 259H45V257L43 258V259H41V261L43 260L44 261ZM51 259V258H50ZM79 259V258H78ZM77 259V260H78ZM82 259V258H81ZM86 259V258H85ZM101 259H102V257H101ZM121 259V258H120ZM120 259L119 260H115V261H117V263H118V261H120ZM122 259H123V257H122ZM218 259H219V257H218ZM248 259V258H247ZM251 259H252V257H251ZM261 259H263V258H261ZM9 260V259H8ZM16 260V259H15ZM15 260H14V262H15ZM34 260V259H33ZM38 260V259H37ZM58 260V262H59V259H57ZM57 260H55V263H56V261ZM62 259H60V261H61ZM65 260V259H64ZM64 260H62V261H64ZM76 260V259H75ZM74 260V261H75ZM91 260V259H90ZM92 260H94V259H92ZM111 260V259H110ZM130 259L128 258V260L127 261H129ZM137 260V259H136ZM215 260V259H214ZM221 260V259H220ZM253 260V259H252ZM4 260H2V262H3ZM16 261H18V260H16ZM47 261V260H46ZM45 261V262H46ZM62 261H61V263L60 264H63L62 263ZM73 261V260H72ZM71 261V262H72ZM79 261H80V259H79ZM97 261V260H96ZM107 261H108V257H107ZM124 263L126 262L125 261V258L122 260ZM122 261H120V262H122ZM138 261H139V259H138ZM157 261H158V259H157ZM223 261V260H222ZM222 261H220L221 263H222ZM226 261V260H225ZM241 261H243V260H241ZM246 261V260H245ZM29 262H31V261H29ZM36 262V261H35ZM38 262V261H37ZM44 262V263H45ZM58 262L56 263V264H58ZM70 262V261H69ZM77 262V261H76ZM84 262V261H83ZM102 262H103V260H102ZM105 262V261H104ZM136 262V261H135ZM162 262V261H161ZM162 262V264H164ZM218 262V264H219V260L217 261ZM217 262H216V264H217ZM228 262V264H232V262H230V261H227ZM240 262V261H239ZM247 262V261H246ZM258 262V261H257ZM256 262V263H257ZM6 263V262H5ZM4 263V264H5ZM54 263V262H53ZM67 263V262H66ZM85 263V262H84ZM108 263V262H107ZM110 263H114V262H110ZM116 263V262H115ZM116 263V264H117ZM130 263H132V264H134L133 263V261H130ZM242 263V262H241ZM245 263V262H244ZM1 264V263H0ZM7 264V263H6ZM12 264V263H11ZM39 264V263H38ZM65 264V263H64ZM91 264H93V263H91ZM97 264H98V262H97ZM101 264V263H100ZM119 264V263H118ZM120 264H122V263H120ZM137 264H138V262H137ZM156 264V263H155ZM157 264H159L158 262H157ZM161 264V263H160ZM255 264V263H254Z\"/></svg>",
	"mask_w": 264,
	"mask_h": 264
},
{
	"label": "rangeland",
	"instance_id": "374dc122",
	"mask_svg": "<svg viewBox=\"0 0 264 264\" xmlns=\"http://www.w3.org/2000/svg\"><path fill=\"white\" fill-rule=\"evenodd\" d=\"M6 1V2H5ZM12 1H13V4H14V6L12 5ZM17 1V2H16ZM20 2V0H0V16L1 17H3V18H5L6 17V19H8V20H10V21H8V25L6 26H4V27H1L2 26V24L4 25L5 23H2L1 25H0V48L2 49V50H0V121H1V119L3 120V116H4V114H5V110L9 107V105L11 106L12 105V102H13V104L15 103V102H21V103H23L24 105H26V107L27 108H25V112L23 111V118H21L19 121H18V123H16L17 124V127L20 129V128H24V127H29V125L31 126V125H33L34 123H35V125H33L32 127L33 128H36V129H39V130H41V132L42 133H44V135H42V133L40 132V135L42 136H40V138H41V140H42V138L44 139L43 141H41L40 140V138H36V139H38V141H40V142H42V144H40V142L38 143V145L36 146V147H40L41 148V151L42 150H44V149H46L47 151H48V149H53L52 151H48L49 152V155H48V152L47 151H45L46 153H47V155L45 154V152H43L42 151V153H41V151L38 153L37 152V150L35 151L34 149L36 148V147H34V146H32V144L30 143V141H24V140H20V139H17L16 141L18 142V143H22V144H24V146H25V152H26V154L24 153V156L25 157H23V158H19V155L18 154H20V152H17L16 150H10L9 151V149L10 148H8V147H5V145H7L5 142H6V140L7 139H9L10 138V135L8 136V134L6 135V133L5 134H2V135H0V160L2 161V162H0V200H2L3 202H2V204H0V207L2 206V208H0V257L2 258H0V263L1 264H4L5 262L7 263V264H56L57 262H58V260L57 259H59V262L61 263V261L62 260H64V261H62V263L64 264H91V263H93V264H97V262H98V264H116L117 263V261H115V260H119L120 258V261H122L124 258H125V263L122 261V262H120V261H118V263L120 264V263H122V264H132V263H130V261H133V263L134 264H137V262H138V264L139 263H141L142 261H144V254H143V251H140V250H143V248L138 244V243H136V242H134V241H131L130 242V240H128L131 244H128L129 242L127 241V240H125V241H122V238L121 239H119L118 237V239H115V237H113V241L111 240V239H109V237L111 238V236L110 235H112V236H114V235H116L117 236V233H114L115 231H113L114 230V228H110L109 229V231H110V233H109V231L107 232V230H108V228H107V230H103V228L102 227H100V224L99 225H97L98 226V230H96L97 228V226L95 225V226H93V224H95L96 223V221H94V219H90L89 217H87L85 214L84 215H82L81 213H79L80 215L78 216L77 214H75V215H77L78 216V218L79 219H81V217L80 216H82L83 217V220H85V224H83L82 222H84L82 219V221L80 220L79 221V219H75L74 217H76L77 218V216H75L74 215V217L73 218H71L70 217V219H74V220H70V219H68L67 220V216H66V218L64 219V214H62V213H60L58 216L60 217V215H62V217H63V219H58V221H71L70 223H68L67 224V222H63V225L62 226H59V224H55L58 228H55L56 226H54V228H52L53 226H52V219L51 218H53V217H51V218H49V217H44V215H43V218H40L41 217V215L42 214H45V212L43 213L42 212V214L40 213H37L35 210H37L38 211V209L39 210H47V204L46 203H48L49 201L47 200L48 198H49V195L51 196V193H53V192H55L56 191V193H53V196H51V199L52 198H54V195L56 194V195H58L59 197H57V198H60L58 201H59V203H58V201H56L57 200V198H56V203L57 204H59L60 205V201H61V206H60V208L58 207L59 205H57L55 202H54V200L52 199L51 200V202H49V207L53 204H55L58 208L57 209H62L63 208V210L66 212V210H70V211H72V209H71V207L73 208V212L77 209V211H75V212H78V205H79V203L77 202V201H75L76 199H74L73 197H75L74 195H72V193L74 194V191L73 192H71L72 191V189L74 190V187L75 188H77L76 186H77V184H75L74 185V183H71L70 182V178H73L71 181L73 182V181H75V176H73V172H69V173H67L66 175L65 174H62L60 177H58V179L57 178H54L53 180L54 181H56L57 180V182L59 183V188H55L53 191H52V189L50 190V192H49V190H48V188L46 187V189L44 188H42V189H38L37 190V192L36 191H34L33 192V190H31V192H33V193H31L30 192V187H32V186H34V185H32V182L35 184V179H37L38 180V178H34V177H36V175H34V177H33V173H30L31 171L30 170H28L27 171V169H22V170H20V168L22 167V165L24 164V166L26 165V166H29V165H31V166H34V164L35 163H37V162H39V164H42V163H45V162H43V161H45V160H47L48 161V159H46L48 156L49 157H51V155L50 154H54V151H55V148H54V146L56 145V141H55V139L53 138V136H49V134L50 133H52L53 132V130H54V134H55V136L56 137H58V136H64L67 132H69V131H71V130H67L66 131V133H64V135H63V132H64V129H63V131H62V128H63V126H64V128H66L65 126H69V127H71L70 125H68V124H70V118H71V115H70V111H71V114H73L72 112H74L71 108H70V106H71V104H72V102H73V100H72V98H73V95H74V92L76 91V90H78V87L80 86V85H82L83 84V80H85L86 79V81L84 82V83H88V79H89V77L88 76H86L87 74H88V72H89V75L91 76V74L92 75H98L99 76V73L103 70L104 72H109V70H110V68H111V72H109V73H113V72H115V70L112 72V69H113V67L111 66L112 64H113V60H115V62H116V60L117 59H109L108 61H106L105 59H106V57L104 58V59H102L103 58V56H101V55H104V56H106V54L108 53L109 54V52L107 51V49L109 50L110 49V47H112V48H114V46H115V48H116V52L117 53H119L120 51H123V50H130V48H129V44L132 42H134V41H138V42H136L137 44L138 43H140V47L141 48H144V46H145V50L147 51L148 50V52L150 51V52H152V51H154V49H155V51H156V53L155 54H157V52H158V54H159V51H160V56H162V53H161V50H162V52L164 53L163 55H164V57H166V53L168 54L169 53V51H170V53H169V57H171V59H170V63H173L174 62V60H178V56H174L173 55V53H175V55L177 54V52H178V55H179V53H180V49H181V47H182V51H181V53H180V55H182V52H183V54H184V52H187L188 53V51H189V48H185V47H187L188 46V44H189V40L187 41V39H185L184 40V38L186 37V35H185V33L183 34L182 33V31H183V28H182V26H183V24H187V25H189L190 24V26L189 27H193V26H197L196 25V23L198 24V25H200V24H202V25H205V23H207L208 22V20L209 19H211L212 21H213V19L212 18H214V21L215 20H217V21H215V22H213V23H215L214 25L216 26V25H218L219 26V28L218 29H220V30H218V29H216V32H215V29L213 30L214 31V33H215V37H217L218 35V38L217 39H215L214 40V33L212 32V31H207V33L206 32H204L203 33V36H202V38L203 37H205V36H207V37H205V38H203L204 40L206 39V41L207 40H209L208 42H207V44L209 43V42H211L213 45L214 44H216V43H220V45H217L218 46V49H217V51H219V53H218V58H217V56H216V53H217V51H214V50H216V48L215 49H213L212 51H210L208 54H209V56L211 55V58H209V56H207L208 54H207V51H209V47L208 46H206V51H205V46L203 45V49L204 50H202V46L200 45V44H198V42L199 43H201L202 41H198L197 42V45H200V47L201 48H199V46L198 47H196L197 45H196V42H194V43H192V46L190 45V55L192 56L191 57V59L190 58H188V60H187V62H190L189 63V65H192V62L194 61V60H192V59H194V54H199V55H197L196 56V59H195V61L196 62H193V64H196V67H193V66H189V68H191V70L188 68V70L191 72L193 69H195V71L197 72V73H195V71L193 72V75H192V78H191V74H192V72H191V74L189 73V71L188 70H186V71H188L187 73H184V74H186V78L185 77H183V78H185L184 80L182 79V85H180L181 84V80L180 81H178V83H179V85H180V90H181V87L183 86V84L187 81V84L185 83V85H188V86H186V88H188L189 87V89L191 90L192 89V87H193V94H192V91L191 92H189L188 93V95H190L191 97H193L194 98V101L196 102H199V103H196V106L194 105H192V102L190 103V102H188V103H190V104H188V105H192V109L194 110V111H201V109L203 110V108L202 107H205V109H213V107H214V109H217V110H221V112H219L218 113V116H217V120H219L220 121V125H222L223 124V122H224V125L225 124H227L228 123V121L229 120H231L232 118H230L229 119V117H232L233 116V112H234V115L236 114L235 112H238L239 110V112L241 113V115L242 116H244V118L245 117H248L249 115H250V111H251V115L253 116V118L251 117V115L249 116L250 117V119H254V118H259V119H262V121H264L263 119H264V101H263V95H261V96H257L258 95V93L257 92H255V94H257V95H252V96H254V98H255V96L257 97V98H255V99H253L252 101L254 102V100H256V102H254V103H256V107H258V108H256L255 109V106H254V103L251 101V98H253L252 96H251V98H249V99H247V100H250L251 102H249V101H233V93L234 92H236L237 91V88H238V86H239V88H241L240 87V85L242 86V84L244 83V81H245V83L243 84L244 86L246 85V84H248V83H251L252 82V80H254L255 79V82L254 83H256V82H258V81H261V80H264V77H263V72H264V51L261 49V52L260 53H258V51H256V50H254V55H255V53H256V56L258 55V56H261L260 57V59H259V61H258V57L256 58L255 56V58L253 57V54H252V52H253V50H251V44H254L255 43V41H256V44H258L259 42H260V45H261V42H262V46H264V0H182V1H180V0H172V1H170V0H140L139 2H141L140 3V5H138L140 8H139V10L138 11H136V8H138V6L137 5H135L136 3L138 4L139 2H138V0L137 1H132V0H130V1H132L130 4H131V6L129 5V3L127 4L126 3V1L125 0H122L123 1V3H122V1L121 0H118L119 2H117V1H115L114 0V2H112L111 0V4H110V2L107 0H100V2H99V0H97V2L95 3V4H97V3H99L98 4V8H104L105 7V9L106 8H108V4L106 3V2H108L109 3V6L110 5H117V7H116V5L114 6L113 5V9L111 8V7H109L110 9V13L112 12L111 11V9L113 10V12H112V14H105V15H103V13L104 12H101V14H102V16H101V14H100V16H99V14H98V11H99V9H97V5H95V4H93L94 5V7H92L93 5H91V7L94 9H92L91 7V9L93 10V12L95 13L94 15H90L91 17L93 16V18H96L97 17V15H96V13L98 14V16L99 17H97L96 18V20H94L93 18H92V22H90L89 21V23H91V24H89L88 22H86V18H88L86 15H84V13H87V15H88V11H90L89 10V6L87 5V7L85 6V4H86V2H83V1H81V0H78V2L79 3H77V0H72V1H74V4L71 2V1H67V0H63L62 2H64V3H62L60 0L58 1V3H57V1H55L54 3L52 2V0H45L44 2H43V0H42V2L44 3L42 6H41V4H42V2L39 4V6L40 7H38V13H40L41 11H43L42 13H40L39 15H38V13H36L37 11H35L34 10V8H33V6H35V3L37 2H40L41 0H32V1H29V3L31 2V5L30 4H28V3H26V2H28L27 0H21V2H23L24 1V3H26V4H24V6H22V4L21 3H19ZM49 1L51 2L50 4H49V8H48V3H49ZM106 1V2H105ZM125 1V2H124ZM127 1H129V0H127ZM185 1V2H184ZM15 2V3H14ZM47 3V5H46V3ZM65 2H66V6H64V4H65ZM73 4L71 7H70V9L72 10V12L70 11V9H69V7L68 6H70V4L71 3ZM81 2H82V4H81ZM135 4H134V3ZM149 2V3H148ZM173 2V3H172ZM16 3H18V4H16ZM32 3H34V5H32ZM55 3L56 4H59L60 3V5L62 6V7H64L63 9L61 8V6L60 5H57L58 7L57 8H55ZM68 3H69V5H68ZM76 3H77V5H79V6H77L76 5ZM83 3H84V5H83ZM113 3V4H112ZM119 3V4H118ZM125 3V4H124ZM162 3H164V4H162ZM176 3V4H175ZM183 3V4H182ZM188 3V4H187ZM63 4V5H62ZM104 4H106V5H104ZM134 4V7L132 8V5ZM144 4V6H142ZM152 4H154V5H152ZM159 4V5H158ZM168 4V5H167ZM182 4V5H181ZM16 5V6H15ZM18 5V6H17ZM27 5V6H26ZM28 5H29V8H28ZM36 5H38V4H36ZM51 5V6H50ZM53 5V6H52ZM82 5V6H81ZM101 5H103V6H101ZM118 5H119V8H120V10L121 9H123V7H124V9H126V10H128L129 8V10L128 11H131V9H132V14H130L131 16H129V19L131 18V20L129 21V19H127L128 17H126L125 16V14L127 13V11H123V10H119V12L117 11V8H118ZM126 6V8H125V6ZM127 5H129V8H127L128 6ZM163 5H165L167 8H169V6H171V7H175V9H173L174 10V12H170V13H166L165 12V10L164 11H161L160 9V7L162 6L163 7ZM173 5V6H172ZM185 5V6H184ZM235 5H236V7H235ZM31 6V7H30ZM74 6H76V9L78 10L79 8H81V9H79L78 11L75 9V11H74V14L76 15V18H75V15L73 16L72 14H71V17H68L67 15H69L70 16V13H73V7ZM83 6H85V8H82ZM101 6V7H100ZM107 6V7H106ZM122 6V7H121ZM135 6H136V8H135ZM154 6V7H153ZM160 6V7H159ZM183 6V7H182ZM189 6V7H188ZM192 6V7H191ZM231 6V7H230ZM238 6V7H237ZM24 7H26V9L24 8ZM37 7V6H36ZM51 7H54L53 9L51 8ZM60 7V8H59ZM66 7V8H65ZM79 7V8H78ZM151 7V8H150ZM187 7V8H186ZM234 7V8H233ZM19 8H21V9H19ZM28 8V9H27ZM44 8V9H43ZM86 8L88 9V11L86 10ZM115 8H116V10H115ZM154 8V9H153ZM160 8V9H159ZM182 8V9H181ZM184 8V9H183ZM192 8H193V10H192ZM239 9V11L240 12H235V11H233L234 9ZM258 8V9H257ZM34 10L33 12H35V14L34 13H32L31 14V12L32 11H30V10ZM41 9H43V10H41ZM45 9H47V11L45 10ZM48 9H50V11L48 10ZM60 9H62V10H60L61 12H64L63 14H66V12L65 11H67V13L68 14H66L65 16H67V19L65 20L64 18H66L64 15H61V13H60V11L59 10ZM65 9V10H64ZM95 9H96V12H95ZM145 9V10H144ZM213 9H215V11L213 10ZM242 9V10H241ZM258 11H257V10ZM20 10H21V12H20ZM40 10V11H39ZM55 10V11H54ZM57 10V11H56ZM64 10V11H63ZM83 10L84 11H86V12H84L83 13ZM143 12H142V11ZM152 10V11H151ZM154 10V11H153ZM181 10V11H180ZM213 10V11H212ZM22 11H24V12H22ZM25 11H27L26 13H25ZM28 11H29V15L27 14L28 13ZM52 11H54V12H52ZM58 11H59V13H60V15H59V13H58ZM77 11V13H75ZM80 11H82V12H80ZM149 11V12H148ZM158 11V12H157ZM161 11V12H160ZM192 11V12H191ZM212 11V12H211ZM230 11V12H229ZM235 12L234 14L233 13H231V12ZM242 11V12H241ZM47 12H49V13H47ZM57 12V13H56ZM78 12L79 13H82V15L81 14H78ZM114 12H118V13H116V16H115V18L114 19H117V14L119 15L118 17H120L121 18V21H120V19H118V22L116 21V20H114V19H110L109 18V16L111 17V18H113L112 16H114ZM122 12H125V14L123 15V18L121 17V15L123 14ZM145 12V13H144ZM162 12H165V13H162ZM189 14H188V13ZM24 13H25V15H24ZM53 13V14H52ZM99 13H100V11H99ZM134 13V14H133ZM141 13H142V15L143 16H141ZM152 13V14H151ZM155 15H154V14ZM159 13H161V14H159ZM173 13V14H172ZM177 13V14H176ZM181 13V14H180ZM183 13H185L184 15H183ZM192 13V14H191ZM208 13H210V14H208ZM237 13V14H236ZM240 13V14H239ZM23 14V15H22ZM45 14V15H44ZM47 14H48V16H47ZM51 14V15H50ZM121 14V15H120ZM140 14V15H139ZM147 14V15H146ZM181 16H180V15ZM186 14H187V16H189V15H191V16H189L190 18H193V19H195V20H193V21H191L190 23H186L185 21V18L184 17H182V16H186ZM196 14L198 15L197 16V18H195L196 17ZM239 14V15H238ZM3 15V16H2ZM36 16V19H35V16ZM80 15V16H79ZM108 15V16H107ZM138 15H139V18H138ZM164 15V16H163ZM167 15H168V17H167ZM175 15V16H174ZM194 15V16H193ZM22 16V17H21ZM25 16V17H24ZM28 16V17H27ZM42 16V17H41ZM46 18H45V17ZM51 16V17H50ZM62 17V16H64V17H62V18H59V17ZM104 16H107V17H104ZM125 16V17H124ZM150 16V17H149ZM156 16V17H155ZM161 16V17H160ZM177 16H179V17H177ZM208 18H207V17ZM20 17V18H19ZM30 17V21H29V18ZM32 17V18H31ZM34 17V18H33ZM38 17H40V19L38 18ZM44 17V18H43ZM74 18V20L72 21V19ZM78 17H80V18H78ZM90 17V18H91ZM103 17V18H102ZM142 17V18H141ZM146 19H145V18ZM160 17V18H159ZM167 19H165V18ZM174 17V18H173ZM175 17H177V18H175ZM182 19H181V18ZM22 18H23V20H22ZM26 18H27V20H26ZM42 18V19H41ZM47 18H49V20H46ZM54 18V19H53ZM56 18V19H55ZM68 18H69V20H68ZM71 18V19H70ZM106 18V19H105ZM144 18V20H146V21H148V22H146V24H143L144 26H142V23H144V20H141V19H143ZM150 18V19H149ZM158 18V19H157ZM184 18V19H183ZM204 18V19H203ZM218 18V19H217ZM18 19V20H17ZM24 19H25V21H24ZM32 19H34L33 21H32ZM62 19V20H61ZM77 19L81 22H79V21H77ZM89 19V18H88ZM87 19V20H88ZM100 19V20H99ZM123 19V20H122ZM124 19L126 20L125 22H124ZM221 19V21H219V23H218V20H220ZM21 20H22V22H21ZM38 20V21H37ZM42 21V22H39V21ZM55 20L57 21V23L55 22ZM61 20V21H60ZM64 20H65V22H64ZM84 20V21H83ZM103 20H104V23H105V20H110V21H108V22H111V20H114L115 21V25H114V22H113V24H112V22L109 24L107 21V24L105 23H101V21L103 22ZM156 20V21H155ZM160 20V21H159ZM163 20H164V22L166 21L167 22V24L168 25H166V22L164 23L163 22ZM173 20V21H172ZM179 21V23L177 24V22ZM182 20V21H181ZM202 20V21H201ZM223 20V21H222ZM27 21H29V22H27ZM32 21V22H31ZM51 21V22H50ZM59 21V22H58ZM63 21V22H62ZM71 21V22H70ZM119 21H120V23L121 24H119ZM140 21V22H139ZM142 21V22H141ZM171 21V22H170ZM195 21H197V22H195ZM25 22V23H24ZM36 22V23H35ZM40 24V23H42L41 25H39L38 23ZM54 22V23H53ZM72 22H73V24L74 23H76L75 24V26L72 24ZM97 22V23H96ZM129 24H128V23ZM134 22V23H133ZM151 22V23H150ZM160 22V23H159ZM161 22H163L162 23V25L164 26H161V29H159L158 27L160 26L159 24H161ZM175 24H174V23ZM199 22V23H198ZM205 22V23H204ZM1 23V22H0ZM23 23V24H22ZM29 23V24H28ZM48 23H49V25H48ZM66 25H65V24ZM78 23V24H77ZM85 23L87 24V25H85ZM93 23H94V25H93ZM95 23L96 24H99V26H100V23L102 24V25H105V27L104 26H100V28H98L99 26L98 25H96L95 26ZM116 23L117 24H119V25H122L121 27L119 26V25H117V26H119V28L118 27H116ZM223 23V24H222ZM252 23V24H251ZM44 24V25H43ZM52 24V25H51ZM54 24V25H53ZM68 24V25H67ZM70 24V25H69ZM72 24V25H71ZM80 24V25H79ZM114 25L115 26V30H116V28H117V30H118V32H120L119 30H122L123 29V26L126 24H128L127 26L128 27H126V25L124 26V29H123V32H122V34L124 35V39L122 40V43H123V46H124V48H122L121 49V46H122V43L121 42H119L118 41V45H119V49H120V51H118V46H116V44H117V40H116V44H114V38H116V35L118 36V32H117V30L115 31L114 30V32H112L113 31V27H112V30H110L109 32H108V34H113V35H111V36H114V38L112 37V39H111V36H108V34H106V30L108 31V29L112 26V25ZM130 24H131V28H130ZM135 24V25H134ZM138 24V25H137ZM147 24L149 25V27L147 26ZM153 25L154 27H155V24H157V25H159V26H156L155 28H153V27H151V25ZM172 24V25H171ZM182 24V25H181ZM250 24V25H249ZM21 25V26H20ZM24 25H25V27H24ZM47 25H48V27H47ZM62 25H63V27H62ZM91 25H93V27H95L94 28V31H96V33L91 29L92 28V26ZM108 25H111L110 27L108 26ZM133 25H134V27H136V25L138 26V27H136L135 29H134V27H133ZM141 25V26H140ZM171 25V26H170ZM178 25V26H177ZM222 25V26H221ZM234 25V26H233ZM245 25V26H244ZM247 25H249V26H247ZM255 25V26H254ZM31 26V27H30ZM33 26V27H32ZM59 26V27H58ZM68 26H70V28L68 27ZM77 26V27H76ZM84 26H86V27H88V28H86V27H84ZM146 26V27H145ZM167 26V27H166ZM175 28H174V27ZM177 26V27H176ZM233 26V27H232ZM237 26V27H236ZM21 27V28H20ZM22 27H23V29H22ZM52 27V28H51ZM67 27V28H66ZM73 27H74V29H73ZM91 27V28H90ZM101 27H102V29H101ZM107 27H109V28H107ZM140 27H142L143 29H140V30H142V34H140V32H139V30H138V28H140ZM167 29H166V28ZM180 27V28H179ZM221 27V28H220ZM242 27H245V28H243V30H242V28L240 29V28ZM31 30H30V29ZM58 30H57V29ZM62 28V29H61ZM103 28H104V32H103ZM107 28V29H106ZM121 28V29H120ZM128 28V29H127ZM145 28H146V30H145ZM162 28H163V30H162ZM178 30H177V29ZM237 30H236V29ZM27 29V30H26ZM35 29V30H34ZM38 29H40V30H38ZM44 29H45V31H44ZM50 29H53L52 31L50 30ZM65 29V30H64ZM66 29H68V30H66ZM69 29H73L74 30V33H75V31H76V33L73 35L72 33H73V31L72 30H69ZM88 31H87V30ZM111 29V28H110ZM134 29V30H133ZM152 29V30H151ZM155 31H154V30ZM180 29H182L181 30V32H180ZM233 29V30H232ZM43 30V31H42ZM49 30V31H48ZM57 30V33H55V31ZM81 30V31H80ZM98 30V31H97ZM126 30H127V32H126ZM130 30H132V32L133 31H136V30H138V31H136V32H138V33H134L133 32V34L131 33H129L130 32ZM217 30H218V32H217ZM246 30V33L244 32ZM249 30H251V32H252V34H253V36H251V32L249 31ZM22 31V32H21ZM65 31H66V33H65ZM77 31H78V33H77ZM92 31H93V34H91L92 33ZM100 31V32H99ZM101 31H102V33H101ZM146 32V35L144 34L145 32ZM161 31V32H160ZM173 31H175V32H173ZM234 31H236V33L237 32H239L237 35H235V32ZM247 31H248V34H247ZM28 32H29V34H28ZM31 32V33H30ZM36 32V33H35ZM42 32V33H41ZM69 32V33H68ZM84 32V33H83ZM89 32H91V33H89ZM117 34H116V33ZM126 32V34L128 33L129 35H126V34H124ZM156 32H157V34H156ZM211 32H212V34H211ZM52 33V34H51ZM54 33H55V35H54ZM64 33V34H63ZM94 33H95V35H94ZM99 33V34H98ZM147 33H149V36H148V34ZM183 34V36L182 35H179V34ZM209 33V34H208ZM217 33H218V35H217ZM19 34V35H18ZM22 34V35H21ZM30 34H32V35H30ZM38 34V36H36V37H38L36 40L34 39L33 40V38L35 37V35H37ZM42 34H43V36H42ZM45 34V35H44ZM50 34V35H49ZM76 34H78V35H76ZM121 33H119V35H122ZM136 34H139L138 36H136ZM153 36H152V35ZM155 34V35H154ZM160 34V35H159ZM177 34V35H176ZM208 34V35H207ZM220 34H221V36H220ZM234 34V35H233ZM245 34H247L246 36H247V38H246V36H244ZM26 35V36H25ZM40 35V36H39ZM66 35V36H65ZM68 35V36H67ZM88 35V36H87ZM94 35V36H93ZM106 36V39H105V42H104V36ZM136 38V39H134V37ZM142 35V36H141ZM143 35H144V37H143ZM156 35H157V37H156ZM189 35H191V34H187V36H188V38L190 37L191 38V36L193 35L194 36V34H192L191 36H189ZM197 35V34H196ZM241 35H243L244 36V39H243V36L241 37ZM250 35V36H249ZM18 36V37H17ZM19 36H20V38H19ZM30 36V37H29ZM32 36H34V37H32ZM46 36V37H45ZM51 36H53V39H51ZM57 36V37H56ZM71 36V37H70ZM72 36H73V38H72ZM82 36H83V40H81L82 39ZM84 36H85V38H84ZM87 36V37H86ZM89 36L91 37V38H89ZM141 36V37H140ZM159 36V37H158ZM174 36H175V40H173L174 39ZM185 36V37H184ZM192 36V37H193ZM198 36V35H197ZM212 36V37H211ZM258 36H259V39H258ZM24 37L26 38V40H27V42H26V40L24 41ZM41 37V38H40ZM45 39H44V38ZM61 37V38H60ZM75 37H76V39H75ZM78 37V38H77ZM95 37V38H94ZM109 37H110V39H109ZM126 37V38H125ZM129 37V38H128ZM151 37H152V39H151ZM177 37H178V40H177ZM198 37H200V36H198ZM232 37L234 38L235 37V39L237 38V40L238 39H240V41L238 40V42H237V40L235 41L234 39V41H235V43L237 42L238 44H240V45H238L237 44V46H241V48L243 49H239V47L237 48V46H232L231 44H233V40H232ZM239 37V38H238ZM23 38V39H22ZM31 38V40H30V42H28V40ZM55 38H56V40H55ZM70 40H69V39ZM99 38H100V42L102 41L103 42V48H102V46H100L101 44L99 43ZM109 39V41L111 42L110 44H111V46L109 47V48H106V47H108L107 45L109 44V42H108V39ZM132 38H133V40H132ZM140 38V39H139ZM157 38V39H156ZM208 38V39H207ZM210 38V39H209ZM221 40H220V39ZM242 38V39H241ZM261 38V39H260ZM5 39V40H4ZM43 39V40H42ZM48 39L50 40V41H48ZM71 39L73 40V41H71ZM74 39H75V41H74ZM86 39V40H85ZM90 40V45H89V42H88V45H87V41L88 40ZM130 39V40H129ZM141 39H142V41L144 42V43H146V45H143L144 43L141 41ZM145 39V40H144ZM155 40V43H154V40ZM180 39V40H179ZM200 39H201V37H200ZM228 39V40H227ZM37 40H38V42H37ZM55 41V44H54V41ZM63 40V41H62ZM85 40V41H84ZM92 40H96L97 42L95 43H93V41ZM156 40H158V42L156 43ZM177 40V41H176ZM244 40V41H243ZM246 40L248 41V44H247V48L246 47H243V45H245V43H247L246 42ZM250 40V41H249ZM251 40H252V42H251ZM260 40V41H259ZM14 41H15V43H14ZM32 41H33V43L35 42V44H30V43H32ZM53 41V42H52ZM56 41H58V42H56ZM60 41V42H59ZM62 41V42H61ZM83 41V42H82ZM114 41V42H113ZM121 41V40H120ZM125 43H124V42ZM128 41H130V42H128V44H127V42ZM161 41V42H160ZM216 41V42H215ZM231 42V44H230V42ZM242 41L244 42V43H242ZM257 41H259L258 43H257ZM22 42H23V44H22ZM27 43L26 45H25V43ZM45 42V43H44ZM48 42V43H47ZM52 42V43H51ZM71 42H73V46L72 45H69V43H71ZM75 42V43H74ZM91 42H92V48H91ZM108 42V43H107ZM112 42H113V44H112ZM142 42V43H141ZM178 42V43H177ZM182 42V43H181ZM184 42V43H183ZM187 42H188V44H187ZM226 42H228L229 44H230V48H232L233 50H234V48H235V53H234V51H232V50H230V48H228L229 47V45H228V43H226ZM249 42L251 43V44H249ZM1 43H2V45H1ZM12 43H14V44H12ZM22 44V45H20V44ZM60 43V45H58ZM64 43H65V45H64ZM67 43V44H66ZM85 43V44H84ZM104 43H107V45L105 44L104 45ZM154 43V44H153ZM179 43L181 44V46L179 45ZM16 44V46L13 48V46ZM19 44V45H18ZM72 44V43H71ZM74 44H76V46L74 45ZM83 44H84V46L86 45V49H85V47H84V49L82 48L83 47ZM94 44H95V46H94ZM98 44H99V46L101 47V49H103L102 51L99 49V47H97L98 46ZM141 44H142V46H141ZM153 44V45H152ZM178 46H177V45ZM183 44V45H182ZM194 44V45H193ZM204 44V43H203ZM211 44V45H212ZM223 44H225V45H223ZM6 45H8V46H6ZM10 45V46H9ZM32 45V46H31ZM55 45H58L57 47L55 46ZM97 45V46H96ZM139 45V44H138ZM209 45H210V43H209ZM222 45H223V47H222ZM12 46V47H11ZM24 46V47H23ZM27 46H29V47H27ZM46 46V47H45ZM88 46H89V48H88ZM146 46H147V48H146ZM152 46V47H151ZM180 46V47H179ZM216 46V45H215ZM216 46V47H217ZM226 46V47H225ZM246 46V45H245ZM11 47V54L9 55L8 54V52L10 51L9 50V48ZM25 47H26V49H25ZM31 47V49H29ZM33 47H35V49L33 48ZM42 47H43V50H44V48H46L45 50H44V52L42 53V52H40L41 50H42ZM54 47V48H53ZM65 47H68L67 49H65ZM96 49H94V48ZM138 47V46H137ZM185 49H184V48ZM208 47V48H207ZM250 47V48H249ZM253 47L255 48L256 46L255 45H253ZM5 48H7L8 49V51H7V49H5ZM12 48L14 49V50H12ZM19 48V49H18ZM24 48V49H23ZM28 48V49H27ZM56 48H57V50H56ZM62 48H63V50H62ZM72 48L74 49V50H72ZM140 48V49H141ZM165 48V49H164ZM221 48H222V53L220 54V50H221ZM225 48V49H224ZM228 49V51H227V49ZM245 48V49H244ZM257 49H259L260 50V47H259V44H258V47H256ZM255 48V49H256ZM16 49V50H15ZM23 49V50H22ZM32 49H34L35 50V52L32 50ZM37 49H40V51L39 50H37ZM60 49H61V51H63V52H61L60 51ZM77 49V50H76ZM89 49V50H88ZM90 49H91V51H90ZM99 49V50H98ZM104 49H105V52H104ZM150 49H152V51L150 50ZM159 49V50H158ZM186 49L188 50V51H186ZM191 49H195L194 50V52H193V50H191ZM208 49V50H207ZM238 49V50H237ZM247 49L248 50H251V55H252V57H251V55L249 54V53H247L246 51H247ZM21 50V51H20ZM56 53V54H58V57H56V56H54L55 57V59L57 60L58 58V61H59V63H58V61L56 62V60L54 61V59H53V55H55V53H53V51ZM59 50V51H58ZM70 50H71V53L72 54H70ZM78 51V52H80L79 53V59H78V63L76 62V60H77V54L76 53H78V52H76V51ZM84 50H86V54L84 55V53L85 52H83ZM95 50V51H94ZM98 50V51H97ZM110 50H112V49H110ZM109 50V51H110ZM166 52V51H168V52H164V51ZM240 50H242V54H241V52H240ZM244 50H245V53H246V55H245V53H244ZM13 51H14V54H13ZM18 51V52H17ZM26 51L27 52H29V53H32V56H31V54H30V58H29V54L27 53L26 54ZM38 51V52H37ZM49 51V52H48ZM51 51V52H50ZM58 51V52H57ZM65 51H67V53L65 52ZM97 51V52H96ZM115 51V49L114 50H112L111 51V53L112 52H114ZM202 51H203V54H200V53H202ZM237 51H239V52H237ZM2 52V53H1ZM34 52V53H33ZM37 52V54H39V55H36L35 53ZM61 52V53H60ZM94 52V54L95 55H93V58H91L92 56H91V53H93ZM100 52H102V53H100ZM144 51H142V49H141V53H143ZM173 52V53H172ZM192 52V53H191ZM196 52V53H195ZM200 52V53H199ZM204 52H205V55H206V57H207V59H205L206 61H204V58H205V56L204 57H202V58H200V56H202V55H204ZM212 52H213V54H212ZM225 52V53H224ZM231 52H232V54H231ZM263 52V53H262ZM3 53H5V54H3ZM17 53V54H16ZM20 53V54H19ZM27 56V58L25 57V55ZM40 53H42L41 55L43 56V57H39V56H41L40 55ZM45 53H47V54H53L52 55V60L54 61L53 63H54V65L53 66H55L57 63H58V65H57V69L55 68L54 70H52L51 69V65H45V61H46V64H47V60H46V57H44V55H45ZM96 53H98V54H100V58L101 59H99V55H98V57H97V54ZM106 53V54H105ZM144 53H146V52H144ZM143 53V54H144ZM223 53H224V55H223ZM228 53V54H227ZM236 53L238 54V57H237V55H236ZM2 54H3V56H2ZM6 54H8V55H6ZM24 55V57H23V55ZM34 54V55H33ZM44 54V55H43ZM68 54H70L71 55V58H69L68 59V57H70V55H68ZM146 54H150L151 56H149L150 58L151 57H153V54L152 53H146ZM157 54V56L159 57V55ZM244 54V55H243ZM16 55H17V57H16ZM36 55V59L38 60V63H39V60L41 59V65H42V61H43V65L42 66H45V67H43L42 68V66L39 64L38 65V63H37V60L34 62V56ZM62 56V59L60 60V58H61V56ZM68 56L67 57V60H66V58L64 57V56ZM73 55V56H72ZM75 55V56H74ZM219 55H220V58H219ZM222 55V56H221ZM225 55H226V57H225ZM239 55H240V57H239ZM243 55V57H241ZM5 56H6V59H7V63L6 62H4L3 60H5ZM21 56L23 57V59H21ZM37 56L39 57V58H37ZM60 56V57H59ZM87 56V57H86ZM142 56V55H141ZM140 56V58L142 59V61L145 59V61L146 62H140L139 60H140V58H139V62L142 64V66H143V69L142 70H144L145 68V65H146V63H148V61H154L155 59H149L148 60V58H147V60H146V58H145V56L143 57H141ZM156 56V55H155ZM215 58H214V57ZM224 56V57H223ZM247 56H249V58L252 60V58L254 59V62L253 61H251L250 63L252 64V66H250L251 64H249V62H247L248 60H249V58L248 59H246L247 58ZM11 57L13 58V60L11 59ZM76 57V58H75ZM89 57H90V59H89ZM94 57H95V59H94ZM96 57H97V61H96ZM147 57V56H146ZM163 57V56H162ZM172 57H173V59H172ZM180 57V56H179ZM233 58L234 57V60H232L231 58ZM235 57H236V59L237 60H235ZM244 57H246L245 59H244ZM24 58H25V60H24ZM29 58V59H28ZM43 58H45V61L43 60ZM65 58V59H64ZM144 58V59H143ZM156 58V57H155ZM161 58V57H160ZM166 58H168V55H167V57ZM224 58H225V61H224ZM229 58V59H228ZM238 58L239 59H244V64L242 63L243 62V60L240 62V65L241 64H243V65H241V71L238 69V66H237V64L239 63V60H238ZM27 59H28V61H27ZM31 59V60H30ZM82 59V60H81ZM159 59V58H158ZM218 59V60H217ZM228 59V60H227ZM255 59H256V61H255ZM17 60H18V63H17ZM20 60H21V63H20ZM29 60H30V62H31V66H30V63H29ZM75 60V61H74ZM86 60V61H85ZM89 60V61H88ZM92 60V61H91ZM95 60V61H94ZM103 60H104V62H103ZM110 60H112L111 61V65H109V67H106V65H108L109 64V62H110ZM222 60V61H221ZM245 60H246V62L247 63H245ZM62 61V62H61ZM68 61V62H67ZM73 61H74V63H73ZM95 63H94V62ZM107 62V64H106V62ZM137 61V62H138ZM169 61V60H168ZM213 61V62H212ZM216 61H218V64H217V62ZM219 61H220V63H219ZM223 61H224V63H223ZM233 61H234V64H233ZM236 61H238V63L236 62ZM250 61V60H249ZM257 61H258V63H260V65L258 66V63H257ZM5 64H4V63ZM56 62V63H55ZM61 62V63H60ZM82 62V63H81ZM84 62V63H83ZM87 63V65H86V63ZM90 62L93 64L94 63V65L95 66H92L91 64H90ZM97 62H99V63H97ZM103 62V63H102ZM120 62H121V60H120ZM139 62L137 63V65L138 66H141V65H139ZM210 62V63H209ZM212 62V63H211ZM222 62V63H221ZM230 62H232V63H230ZM237 64H236V63ZM3 63V64H2ZM16 63V64H15ZM34 63H35V65H34ZM65 63V64H64ZM70 63H72V64H74V67H73V65L71 64L70 65ZM80 63V64H79ZM101 63H102V65H104V63L106 64V65H104V66H101ZM119 63V61H117V64ZM144 63H145V65H144ZM198 63V64H197ZM206 63V64H205ZM213 63H215L216 65H218L217 67H216V65L214 66V64ZM230 63V64H229ZM253 63H254V66H253ZM9 64V65H8ZM11 64H12V67H14V69H12V67H11ZM29 65L30 66V68L28 69V67L29 66H24V65ZM32 64H33V66H32ZM62 64L65 66V67H63L62 66ZM79 64V65H78ZM85 64V65H84ZM121 64V63H120ZM119 64V65H120ZM211 64L213 65V66H211ZM221 64V65H220ZM66 65H68V66H66ZM69 65H70V67H71V69H70V67H69ZM84 65V66H83ZM99 67H98V66ZM114 65H115V63H114ZM113 65V66H114ZM209 65H210V67H211V71L214 69L213 67H215L216 69L218 68V70L221 68V70L219 71V74H218V71H216V69L215 70H213V74H212V72L210 71V67H209ZM226 65V66H225ZM237 67V69L235 68V66ZM245 65V66H244ZM249 65V66H248ZM255 65H257V67L258 68H256L255 67ZM19 66H20V68H19ZM23 66V67H22ZM39 66V67H38ZM49 67V68H47V67ZM52 66V67H53ZM62 66V67H61ZM81 67V70H80V68H78V67ZM85 66L86 67H88V69L87 68H85ZM100 66H101V69H100ZM124 66V65H123ZM205 66V67H204ZM243 66H244V68H243ZM40 67H41V70H40ZM84 67V68H83ZM94 68V70H93V72H92V69ZM95 67H96V69H98V71H95ZM104 67H106L105 69H102V68H104ZM228 67L230 68V71H229V69H228ZM232 67V68H231ZM240 67V66H239ZM254 67V69L256 70V69H258V70H256L259 74H257V73H255V70L254 69H252ZM17 68V69H16ZM23 68V69H22ZM39 70V74H38V71H37V69ZM46 69V73H45V69ZM63 68H64V70H63ZM68 68H69V70H68ZM74 68V69H73ZM76 68V69H75ZM82 68L84 69V74L82 73ZM125 68V67H124ZM201 68L203 69V72H202V70H201ZM206 68H208V70H206ZM226 69V72H225V69ZM245 68H247V69H249V71H247V69H245ZM251 68V69H250ZM4 69V70H3ZM8 69V70H7ZM12 69V70H11ZM28 69V70H27ZM31 69V70H30ZM43 69V70H42ZM49 71H48V70ZM59 69V71H57ZM67 69V70H66ZM233 69H236V70H239V72L241 73V75H240V79L238 80V78H239V74L237 75V71L235 70V71H233ZM6 70V71H5ZM10 70V71H9ZM14 70V71H13ZM34 70V71H33ZM35 70H36V72H35ZM56 70V71H55ZM79 70H80V72L81 73H79ZM153 70H154V72H153ZM151 69V70H146L145 69V71H137L136 73H135V75L133 74V76H132V78H133V80H135V81H141V79L144 77V76H146V78L148 77H152V81H153V75H155L156 73V75L154 76V78L155 77H157V75H160V76H162L161 75V73H160V68H159V70L157 71V69ZM199 70L201 71V75H200V72H199ZM205 70V71H204ZM245 70V71H244ZM250 70H252V71H250ZM2 71V72H1ZM17 71H18V73H17ZM21 71V72H20ZM43 71H44V73H43ZM47 71H48V73H47ZM50 71H53L54 72V74H53V72H50ZM73 71L75 72V74L73 73ZM85 71L87 72V74H85ZM90 71L92 72V73H90ZM94 71H95V73H94ZM100 71V72H99ZM150 71H151V73H150ZM263 71V72H262ZM4 72V73H3ZM6 72V73H5ZM27 74V76L26 77H24L26 74ZM29 72V73H28ZM49 72H50V74L52 73V75H55V76H53V80H52V76L49 74ZM56 72V73H55ZM62 72L64 73V74H62ZM76 72H77V74H76ZM97 72H98V74H97ZM124 72V71H123ZM146 72H147V74H146ZM149 72V73H148ZM198 72H199V74H198ZM206 72H207V74H206ZM223 72V74L224 75H222L221 76V73ZM234 72V73H233ZM10 73H12V75L10 74ZM23 74V76H22V74ZM32 73H33V75H32ZM58 73V74H57ZM103 72H101L100 74H102ZM127 73V71L126 72H124L123 74H124V76L123 75H121V76H123L124 78H126V74ZM144 73V74H143ZM160 73V74H159ZM204 73V74H203ZM208 73H209V76H208ZM227 73L229 74V75H227ZM242 73H243V75H242ZM247 73H248V75H247ZM250 73V74H249ZM261 73H263L262 74V76H261ZM3 74V75H2ZM8 74V75H7ZM18 74V75H17ZM47 74H49L50 75V77H49V75H48V77L50 78V80H51V83H53L52 85H51V83H49V79L46 77L47 76ZM82 74H83V76H82ZM104 74V73H103ZM187 74H188V76H189V78H188V76H187ZM196 74H198L199 76H197ZM206 74V75H205ZM215 74H216V76H215ZM9 75H10V78H9ZM21 75V76H20ZM29 75V76H28ZM40 75H42V77L40 76ZM45 75V76H44ZM64 76V78H62V81H61V76ZM79 75H80V77H79ZM140 75H141V78L139 79V77H140ZM144 75V76H143ZM164 75V74H163ZM203 75H204V77H203ZM212 75V76H211ZM218 75L220 76V79H219V77H218ZM237 75V76H236ZM258 75V77L257 78H255L256 76ZM259 75H260V79H258L259 78ZM3 76V77H2ZM34 76V77H33ZM40 76V77H39ZM71 76V77H70ZM94 76L92 77L91 76V78H92V81H90V83L91 82H94V80H93V78H94ZM143 76V77H142ZM195 76V77H194ZM203 77V79L201 78V77ZM213 76H215V77H213ZM225 76V77H224ZM234 76V77H233ZM248 76H252V79L250 78V77H248ZM13 77L15 78V80L13 79ZM17 77V78H16ZM22 77V78H21ZM30 77V78H29ZM37 79H36V78ZM38 77H39V79H38ZM59 77V78H58ZM83 77V78H82ZM131 77V76H130ZM134 77H135V79H134ZM197 77V78H196ZM209 77V78H208ZM211 77V78H210ZM233 77V78H232ZM254 77V78H253ZM262 77V78H261ZM3 78L5 79V81L3 80ZM7 78V79H6ZM9 78V79H8ZM27 78V80H25ZM32 78V79H31ZM60 79V81H61V83L59 82V80L58 79ZM77 78H78V80H77ZM96 78H98L97 76L94 78V79H96ZM132 78H130V79H132ZM148 78L147 79H145V80H148ZM228 78H229V80H228ZM232 78V79H231ZM12 79H13V81H12ZM17 79H18V81H17ZM24 79V80H23ZM28 79H30L29 81H28ZM33 79H34V81H33ZM40 79H42V80H40ZM46 79H48V80H46ZM66 79H67V81H66ZM72 81H71V80ZM156 79V78H155ZM193 80V81H190V80ZM205 79V80H204ZM206 79H208L207 81H206ZM221 79H223L224 80V82H223V80H221ZM234 79V80H233ZM243 79H244V81H243ZM258 79V80H257ZM20 80H21V83H20ZM38 80H40V81H38ZM44 80V81H43ZM81 80V81H80ZM194 80H195V84H193L194 83ZM198 80H200V81H198ZM3 81H4V83H3ZM12 81V82H11ZM17 81V82H16ZM31 81V82H30ZM43 81V82H42ZM55 81V82H54ZM56 81H58V83H60V86H57L58 85V83H56ZM77 81V83H75V82ZM144 81V80H143ZM203 81H205V82H203ZM210 81H212V82H210ZM221 81V82H220ZM233 81V82H232ZM234 81H237V82H243L242 84H239V83H237V85H236V82H234ZM2 82V83H1ZM7 82V83H6ZM21 84H19V83ZM23 82L25 83V84H23ZM35 82V83H34ZM38 82V83H37ZM41 82V83H40ZM47 82V85H48V87H47V85L45 84ZM64 82H66V84L64 83ZM79 82V83H78ZM151 82V81H150ZM189 82V83H188ZM191 82H192V85H191ZM203 82V83H202ZM228 82V83H227ZM8 83H12V85H13V83L15 84V85H13V87L15 88L16 87V85H17V87H18V90L20 89L21 90V93H22V95H21V93H20V90H19V92L16 90L17 88H15V89H13V88H11V84H9V86H10V88H9V86H8ZM28 85H27V84ZM40 83V84H39ZM65 84L64 85V88L62 89V87H63V84ZM81 83V84H80ZM178 83H174L175 84V87L177 86V92H180L179 91V87H178ZM206 83L208 84V86L206 85ZM217 83H218V85H217ZM222 83V84H221ZM232 83V84H231ZM31 84V85H30ZM54 84H56V86H55V88H54ZM173 84V85H174ZM192 86V87H190V85ZM200 84V85H199ZM203 84H205L204 86H203ZM212 84V85H211ZM221 84V85H220ZM231 84V85H230ZM234 84H235V86H234ZM22 85H24V86H22ZM27 85V86H26ZM42 85V86H41ZM45 85V87H43ZM78 86L77 88L75 87V86ZM210 85V86H209ZM216 85H217V88H216ZM224 85H225V87H224ZM3 86V87H2ZM20 86V87H19ZM40 86V87H39ZM51 86H53V88H51ZM68 86V87H67ZM196 88H195V87ZM198 86V87H197ZM205 86L207 87V88H205ZM214 86V88H213V92H212V87ZM220 86H222V90H223V88L224 89H226V90H223V91H221V89H220ZM228 87V89L231 91V93L229 92V90L227 89V87ZM230 86V87H229ZM30 87V88H29ZM34 87V88H33ZM43 87V88H42ZM47 87V88H46ZM50 87V89H48ZM57 87V88H56ZM66 87V88H65ZM74 87V88H73ZM184 87V86H183ZM4 88V89H3ZM5 88L7 89V90H5ZM22 88V89H21ZM42 88V89H41ZM67 88H68V90H67ZM76 88V89H75ZM185 88V87H184ZM199 88V89H198ZM201 88H202V90H203V88H205L204 90H203V92L204 93H201ZM236 89V91H235V89ZM8 89H9V91H8ZM14 90L13 92H12V90ZM32 89H33V91H32ZM36 89V92L34 91ZM52 89H54V92H51L52 91ZM56 89H58V91L56 90ZM59 89H60V92H59ZM62 89V90H61ZM73 89L75 90V91H73ZM173 89H176V88H174L173 87ZM31 90V91H30ZM39 90H41V92L39 91ZM46 90H48V91H50L49 93L47 92V94H46ZM65 90H66V92H65ZM144 90V89H143ZM143 90L141 91V92H143ZM196 90H197V92H196ZM219 90V91H218ZM15 91H17V93L15 94ZM25 93L26 92V95H24L23 94V92ZM55 91H56V94H55ZM64 92V94H63V92ZM145 91H147V89L146 90H144V92ZM184 91V89L182 88V90H181V92H180V94L179 93H177V94H175V95H183V92ZM225 91V92H224ZM3 92H4V94H3ZM8 92V93H7ZM30 92H31V94H30ZM33 92L34 93H36V94H34V96H33ZM44 92V93H43ZM57 92H58V94H57ZM68 92V93H67ZM196 92V93H195ZM205 92H206V94H205ZM210 92V93H209ZM212 92V93H211ZM215 92V93H214ZM218 92V93H217ZM219 92H220V94H222V95H220L219 94ZM44 95V98H43V95ZM51 93H54L55 94V96L56 95H58L56 98H58V97H62V100L65 102V97H67L68 98V94H69V99H71V100H66V101H68L66 104L68 105V104H70V101H71V104H70V106L68 107V106H66V104L64 103V102H62V100L60 99V101H61V104H55L56 102L58 103V101H59V99H58V101H57V99L55 98V96H54V94L51 96ZM146 93V92H145ZM182 93V94H181ZM191 93V94H190ZM195 93V94H194ZM197 93H199L198 95H197ZM227 93V94H226ZM3 94V95H2ZM10 94V95H9ZM15 94V95H14ZM17 94H19V95H17ZM28 94H29V96H28ZM40 94V95H39ZM7 96V98H6V96ZM17 95V96H16ZM38 95V96H37ZM46 95H47V97H46ZM63 95V96H62ZM175 95H171V97H175ZM195 95V96H194ZM203 95V96H202ZM215 95V96H214ZM260 95V94H259ZM2 96V97H1ZM22 96V97H21ZM23 96H25L24 97V101H21V100H23L22 98H23ZM37 96V97H36ZM51 96V97H50ZM54 96V97H53ZM189 96V97H190ZM220 96V97H219ZM224 96V97H223ZM230 96V97H229ZM11 97V98H10ZM21 97V98H20ZM27 97H29V100L27 99ZM42 97V98H41ZM64 97V98H63ZM191 97H190V100L189 101H191ZM202 97H203V99H202ZM215 97V98H214ZM219 97V98H218ZM224 99H223V98ZM258 97H260V101H259V99H258ZM8 98H10V99H8ZM33 100H35V102L38 104V105H36V103L34 102V100L32 101V103L31 104H29L30 102H31V99ZM48 98V99H47ZM52 98V99H51ZM195 98H197L196 100H195ZM199 98H200V100H199ZM222 98V99H221ZM262 98V99H261ZM2 99H3V101H2ZM203 100V102L205 101V102H207V100L208 99H210V100H208L209 102H207L208 104H210L209 106H206L207 104H205V105H202V106H200V105H198V104H200V101L202 102V100ZM207 99V100H206ZM227 99V100H226ZM230 99L232 100V101H230ZM6 100V101H5ZM42 100V101H41ZM46 100V101H45ZM49 100V101H48ZM212 100H214V102L212 101ZM216 100V101H215ZM15 101V102H14ZM29 101V102H28ZM53 101V102H52ZM60 101H59V103H60ZM227 101V102H226ZM230 101V102H229ZM259 101V102H258ZM262 101V102H261ZM8 102V103H7ZM27 102V103H26ZM39 102V103H38ZM42 102V103H41ZM50 104H49V103ZM52 102V103H51ZM142 102V101H141ZM212 102V103H211ZM240 103V105L238 104V103ZM257 102L260 104V106L257 104ZM3 103V104H2ZM10 103V104H9ZM26 103V104H25ZM47 103V104H46ZM54 103V104H53ZM229 105H228V104ZM232 103V104H231ZM234 103H236L235 105H234ZM243 103V104H242ZM246 103L248 104V103H251L250 105H252V103H253V105L251 106V107H253V108H249L250 107V105H246ZM32 104H34V105H32ZM193 104H194V102H193ZM238 104V105H237ZM51 105V106H50ZM53 105H55V106H53ZM64 106V108L63 107H61V106ZM134 105H136L135 107L136 108H138L137 110H136V112H135V114L133 113V111H135V107L134 106H132V108H130L129 110L128 109H126L127 110V112H126V110H124V113H126L125 115H127V114H129V116L131 115L132 116V114H134V115H138L139 114V111L138 110H140V108H139V106H140V103H138V104H134ZM212 105V106H211ZM231 105V106H230ZM3 106H5V107H3ZM7 106V107H6ZM32 106V107H31ZM41 106V107H40ZM45 106H46V109H45ZM50 106V107H49ZM58 108H57V107ZM60 106V107H59ZM138 106V107H137ZM233 106L235 107V108H233ZM238 106V107H237ZM241 106V107H240ZM2 107V108H1ZM29 107H31V108H29ZM36 107H37V109H36ZM39 107V108H38ZM67 107V108H66ZM228 107H229V110H227L228 109ZM239 107H240V109H239ZM28 108H29V110H28ZM43 108V109H42ZM59 108H63L62 109V111H64V109H66L64 112H62L61 111V109H59ZM70 109V111H69V109ZM196 108H198V110L196 109ZM231 108V109H230ZM238 108V109H237ZM262 108V109H261ZM27 109V110H26ZM255 109V110H254ZM4 110V111H3ZM35 110V111H34ZM49 110H51V111H49ZM54 110V111H53ZM57 110V111H56ZM231 110V111H230ZM233 110H235V111H233ZM238 110V111H237ZM259 112H258V111ZM3 111V112H2ZM27 111V112H26ZM39 111V112H38ZM41 111V112H40ZM44 111H46L47 113H43ZM59 111V112H58ZM66 111H69V112H67L68 114H69V117H68V114L66 113ZM230 113H229V112ZM35 112V113H34ZM56 112H58V115H57V113ZM62 114H61V113ZM132 114H131V113ZM138 112V113H137ZM257 112V113H256ZM33 113V114H32ZM39 113V114H38ZM66 113V114H65ZM243 113V114H242ZM255 113V114H254ZM262 113V114H261ZM48 114H50V116L48 115ZM228 114H229V116H228ZM232 116H231V115ZM257 114V115H256ZM260 114V115H259ZM41 115L43 116V117H41ZM47 115V116H46ZM61 115H62V117L63 118H61ZM133 115V116H134ZM220 115H221V117H220ZM239 115V113H237V115L236 116H238ZM27 116H28V118H27ZM30 116V117H29ZM38 116H40V117H38ZM45 116V117H44ZM53 116V117H52ZM59 116V117H58ZM66 116V117H65ZM228 116V117H227ZM256 116H259V117H256ZM52 117V118H51ZM59 119V118H61V119H59L60 121H67V119L69 120V121H67V123L68 124H65L64 125V123H66V122H64L63 123V121L62 122H60L57 118ZM66 119H65V118ZM261 117V118H260ZM33 118V119H32ZM35 118V119H34ZM44 118H46V120L44 119ZM49 118V120H47ZM54 118H55V120H54ZM40 121H39V120ZM50 119H52L51 120V122H49L50 121ZM56 119H57V121H56ZM229 119V120H228ZM29 120V121H28ZM38 120V121H37ZM44 122H43V121ZM224 120V121H223ZM31 121V122H30ZM35 121V122H34ZM46 121V122H45ZM54 121H56L55 123H54ZM219 121H217V122H219ZM225 121H227V123L225 122ZM32 122H33V124H32ZM38 122V123H37ZM42 122V123H41ZM258 122V121H257ZM254 123V125L256 126L255 128L257 129V130H259V132L255 129V132L256 133H258V134H261L260 132H262V134H263V136H264V122H261L260 124L259 123ZM45 123H46V125H45ZM48 123V124H47ZM62 123H63V126H62ZM222 123V124H221ZM231 123V122H230ZM229 123V124H230ZM20 124V125H19ZM23 124V125H22ZM50 124V125H49ZM56 124L58 125L57 127H56ZM257 124H259V125H257ZM263 124V125H262ZM26 125V126H25ZM40 125V126H39ZM43 125V126H42ZM45 125V126H44ZM52 125V126H51ZM62 126L61 128H59L60 126ZM21 126V127H20ZM54 126V127H53ZM230 126V125H229ZM261 126V127H260ZM31 127V128H32ZM41 127V128H40ZM46 127V128H45ZM52 127V128H51ZM50 129L51 128V130H48V132L50 131V133H48L47 132V129ZM229 128H232V127H229ZM45 129H46V131H45ZM53 129V130H52ZM60 131V132H59ZM233 131V128L232 129H229V131H228V133H226V135H225V143L226 144H229L230 143V146H229V151H227V155H225L224 156V158H226V162L228 163L226 166L228 167V168H230L229 170H232V176L235 174V176H237L238 177V179H240V182H243L244 183V186L245 187H242L241 185H240V187L237 189V188H232L233 186H231L232 185V183H233V181H227L225 178H223L222 176H224L225 174H223V172H222V169L223 168H221V167H223L222 165V162H219L218 160H216V158H214V156H212V158H214L216 161V163H215V165H214V159L212 160V158H211V160L210 161H208L209 159H210V157H211V152L210 151H208L207 150V148L206 147H208L207 145H203V146H201L200 145V150H202L201 148H203L204 150H203V152H205L206 150V154H205V156H207V158H204L205 156H203V157H201V155L199 156V157H197L196 156V158H197V160L195 161V157L194 156H191V155H189L190 157H193V158H190L189 160L191 161V167L193 168V170L195 171V172H197L200 176H201V170L203 169L202 167H209V168H211L210 166H212V164H213V166L215 167H213V168H211L210 169V171H209V168H208V170H202V176H203V184H201L199 187H201L202 185H204L205 184V186H208L207 188L205 187V190L208 192V193H210V194H208V193H206L205 195H203V197H201V195H194V197L195 196H199V198H204V197H207V196H211V193H212V196L211 197H207V198H204L203 200H201V201H199L200 199H198V197H195L196 199H198V200H196L194 197H192V202H194V203H192V206L194 205V207H196V209L194 208V207H192L190 204V202L188 201V203L187 204H184L183 206H181V207H179V208H181V209H177L180 213H182V214H186L189 210V212L187 213V214H189L190 212L192 213V212H195L194 214H196L197 212L196 211H199V212H201V213H203L204 211H206L207 209H206V207L208 206H211L210 204L212 203V205H213V203H216L215 201L217 200H220V201H222V202H228V203H230L231 205H233L232 203L233 202H235V200L237 199V201H239L238 199H240L241 198V206L240 207H238V209L236 208V210H234V212L235 213H232V210H230V209H233V206H231L230 205V207L228 208V210H227V212H228V214L229 213H231V214H227V216L230 218V220L232 219V218H234V222L236 223V224H234V222L233 223H229L230 222V220H229V224H225V222L226 221H228V219L226 220V217H224L225 218V220L224 219H222L223 221H225V222H222L221 223V226H220V228H219V231L218 232H220V230H221V232L220 233H216L217 234V236H218V238H217V236L215 235L214 236V239L213 240H215L214 242H213V240L211 239L210 241L211 242H213V243H215V242H217V239L219 240V244L222 246V248L225 250H227V249H229V250H227V252H225L224 251V253H228V252H230V251H232V254H231V252L230 253H228L227 255H225L224 253H220V250L218 249V248H216L217 246H214L213 244L211 245V243H210V241H208V239L207 238H202V240H200V241H202V242H204V243H206V244H204L203 243V245H206V246H210L209 248H208V251H207V255L209 256V257H213V262L215 261V263L214 264H216V262L219 260V264H228V262L227 261H230V262H232V264H233V247L232 248H230V246H227V244H231L232 243V246H233V242L234 241H236L234 244L236 245L237 243H241V244H243V241L245 242V241H249V240H251V241H253V240H255L256 241V239H258L259 237V232L257 231L258 229H256V227L258 226L257 225V219H258V217H256L255 216V218H254V215H256L257 214V216L259 215V213H260V210H262L264 207H263V204H264V199H262V198H264V151L262 150L263 148L261 147V145H263V147H264V139H263V136L261 135H258V136H254L253 137V135L252 136H250V137H252L251 138V142L252 141H254L253 143H251V142H246V144H245V140L246 141H249L248 140V138L246 139L244 136L243 137H241L240 139H239V142L237 143V145H240V148L242 149V150H240L238 153H237V151L236 152H233V149H234V147H233V145L231 146V144H232V142H233V139H234V131ZM47 133V134H46ZM61 133H62V135H61ZM70 133V132H69ZM46 134V135H45ZM6 135V136H5ZM48 135V136H47ZM66 135H68V134H66ZM256 135V134H255ZM54 136V137H55ZM260 136V138H258L259 140H261V141H259L258 139H257V137H259ZM36 137H38V135L36 136ZM45 137H47L46 139H45ZM48 137L49 138H51L50 140H48ZM230 137V138H229ZM11 139V138H10ZM53 139H54V141H55V145H54V141H53ZM250 139V138H249ZM257 140V141H256ZM48 141V142H47ZM58 141V140H57ZM228 141H230V142H228ZM26 142V143H25ZM43 142H46V143H48V144H46L45 145V143L43 144ZM53 142V143H52ZM242 142V143H241ZM255 142L257 143L258 142V145H259V147H258V145L257 144H255ZM263 142V143H262ZM16 143V142H15ZM28 143V144H27ZM54 145H52V144ZM249 143H250V145L251 144H253L254 146L252 147L253 148V150H251L252 148H251V146H249ZM260 143V144H259ZM262 143V144H261ZM40 144V145H39ZM52 146H51V145ZM244 144V145H243ZM248 144V146L250 147V149H249V147L247 148V145ZM46 146L45 148H44V146ZM256 145V146H255ZM8 146V145H7ZM244 146V147H243ZM245 146H246V149H244L245 148ZM30 147V148H29ZM34 149H33V148ZM51 147H53V148H51ZM261 147V148H260ZM7 148V149H6ZM39 148V149H40ZM206 148V149H205ZM260 148V149H259ZM4 149V150H3ZM27 149V150H26ZM32 149V150H31ZM36 149H38V148H36ZM38 149V150H39ZM230 149L232 150V151H230ZM257 149H259V150H257ZM34 150V151H33ZM246 151V152H248V154H247V157L246 156H244V154H245V152L244 151ZM257 152H256V151ZM4 151V152H3ZM13 151V152H12ZM14 151H15V156H14V159H12L13 157L12 156H9L10 154L11 155H13V153H14ZM31 151H32V153H31ZM251 153H250V152ZM259 151V152H258ZM262 151H263V153H262ZM6 152V153H5ZM7 152H9V153H7ZM10 152H12V153H10ZM35 154H34V153ZM50 152H52V153H50ZM230 152H231V154H230ZM233 152V153H232ZM244 152V153H243ZM254 152V153H253ZM256 152V153H255ZM2 153H4V156H3V154ZM28 153V154H27ZM239 155V153H240V155L239 156H237V154ZM258 153V154H257ZM16 154L18 155V159L17 158H15V157H17L16 156ZM37 154H41V156H42V154L45 156V158H42L41 157V162L42 163H40V156L39 155H37ZM52 154V157L49 159V162L53 159V155ZM235 154V157L233 158V156H231V155H234ZM252 154H254L253 156H252ZM262 156H261V155ZM230 155V156H229ZM246 155V154H245ZM249 155V156H248ZM3 156V157H2ZM9 156V157H8ZM39 156V157H38ZM47 156V157H46ZM227 156V157H226ZM241 156V157H240ZM244 156V157H243ZM250 156H252L251 158H250ZM260 156V157H259ZM10 157H11V159H10ZM29 157H31V158H29ZM232 159L233 158V160H231L230 158ZM242 157H243V159H242ZM253 157H254V159H253ZM27 158H29V160L27 159ZM36 158H38V160L36 159ZM195 158V159H194ZM235 158H238V161H237V159L235 160ZM248 158V159H247ZM250 158V159H249ZM256 158V159H255ZM260 158V159H259ZM23 159V160H22ZM26 159V160H25ZM32 159V160H31ZM42 159H43V161H42ZM45 159V160H44ZM202 159V160H201ZM205 159V160H204ZM206 159H208V160H206ZM220 159V158H219ZM228 159L230 160V161H232L233 163H232V165L235 163V166L233 167L232 165H231V162L230 161H228ZM242 161H241V160ZM244 159H246V160H244ZM252 159V160H251ZM7 160H14L15 161V167H17V165L19 166L17 169L14 167V169H16V171L14 170V172H16V173H14L11 169H10V171H12V172H10V171H8V169L6 170L5 169V166L8 164V161ZM33 160H35V161H33ZM234 160H235V162H234ZM261 160V161H260ZM18 161H19V164H18ZM31 161V162H30ZM32 161H33V163H32ZM202 161V162H201ZM204 161V162H203ZM208 161V163H206ZM217 161H218V167H217ZM237 161V162H236ZM244 161H246V162H244ZM23 162V163H22ZM26 162V163H25ZM230 162V163H229ZM244 162V163H243ZM29 163V164H28ZM30 163H32V164H30ZM197 163V164H196ZM199 163V164H198ZM212 163V164H211ZM219 163H221V164H219ZM236 163H238V165L236 164ZM240 163V164H239ZM257 163V164H256ZM259 163V164H258ZM5 164V165H4ZM50 163H47V168H48V165H49ZM230 164V165H229ZM35 165H38V163L37 164H35ZM45 165V167H46V164H44ZM208 165V166H207ZM210 165V166H209ZM250 165V166H249ZM258 165V166H257ZM42 166H43V164H42ZM202 166V167H201ZM221 166V167H220ZM237 166V167H236ZM256 166V167H255ZM259 166H262V167H260L259 168ZM2 167V168H1ZM44 167V166H43ZM91 167H93L94 168V166H92L91 165ZM199 167H200V169H199ZM216 167H217V169L218 170H220L219 172H220V174L221 175H219V172H218V170H216ZM242 168V169H240V168ZM254 167V168H253ZM23 168V167H22ZM46 168V169H47ZM206 168V169H207ZM221 168V169H220ZM236 169V170H234V169ZM3 169V170H2ZM212 169H215V170H212ZM244 169V170H243ZM234 170V171H233ZM250 170V171H249ZM259 172H258V171ZM5 171H6V173L7 172H10V173H13V175L11 176V177H8V176H6V173H5ZM22 171V172H21ZM23 171H24V175H23ZM30 171V172H29ZM208 171L209 172H211V173H214V175L215 176H213V178L211 179V181L214 179H216L215 181H219L220 180V182H214V181H212V183H211V181H205V180H208V179H210L211 177H212V174H210V173H208ZM212 171H214V172H212ZM3 172V175H5V176H3L1 173ZM26 172H28V173H26ZM206 173L205 175H203L204 173ZM218 172V173H217ZM235 172V173H234ZM240 172V173H239ZM245 172V173H244ZM246 172H247V174H246ZM249 172V173H248ZM251 172V173H250ZM237 173V174H236ZM246 174V175H243V174ZM255 173V174H254ZM257 173V174H256ZM240 174V175H239ZM259 174V175H258ZM2 175V176H1ZM7 175H8V173H7ZM19 175V176H18ZM22 175V176H21ZM218 175V176H217ZM242 175V176H241ZM251 176V177H249V176ZM261 175V176H260ZM32 176V177H31ZM71 176V177H70ZM201 176V177H202ZM211 176V177H210ZM217 176V177H216ZM220 176V178H218ZM240 176H241V178H240ZM257 178V179H252V178ZM33 178V179H31V178ZM66 177H68L69 179H68V183H67V181H65V180H67V178ZM206 177H208L207 179H205ZM210 177V178H209ZM216 177V178H215ZM251 178V179H249V178ZM1 178L3 179V180H1ZM28 178H29V180H28ZM65 178V179H64ZM247 179L246 181H245V179ZM56 179V180H55ZM223 179H224V182H223ZM241 179H243V180H241ZM250 181H249V180ZM19 180V181H18ZM27 180H28V182H27ZM41 179H39L38 181H40ZM226 180V181H225ZM255 180V181H254ZM3 181V182H2ZM5 181V182H4ZM7 181V182H6ZM23 181H24V183H23ZM27 183H26V182ZM32 181V182H31ZM54 181H52L53 183H54ZM206 183H205V182ZM256 181H258L257 183H256ZM37 182V181H36ZM52 182H50V184L51 185H53V183ZM69 182H70V185H69ZM76 182V181H75ZM228 182V183H227ZM9 183V184H8ZM28 183H30V185H28V186H30V187H28V186H26ZM208 183H210V184H213V185H210L209 186V184ZM215 183V184H214ZM217 183V184H216ZM248 183V184H247ZM250 183V184H249ZM262 183V184H261ZM2 184H3V186H2ZM22 184L24 185V186H22ZM66 184H68L67 185V187H69L70 189H71V191L69 192V193H71V194H68L67 192L69 191H66V193L68 194V195H70V197L67 195V194H65V190H67V189H69V188H67L66 187ZM71 184H73V185H71ZM208 184V185H207ZM218 184H222V185H220V188H218ZM227 184H231L228 188H227ZM254 184V185H253ZM260 184V185H259ZM8 185V186H7ZM20 185H21V188H20ZM61 185H62V187H61ZM65 185V186H64ZM225 185H226V187H225ZM247 185H249V186H247ZM70 186H72V187H70ZM74 186V187H73ZM222 186V187H221ZM25 187V188H24ZM67 188V189H64V188ZM156 187V188H155ZM157 187L158 186H154V191H156V189H157ZM193 188H197L196 190L198 191V192H200L201 190H200V188L198 187V185H196L195 187L194 186H192ZM210 187H212V188H210ZM217 187V190L215 189ZM242 187V188H241ZM247 187L249 188L248 190H246L247 189ZM256 187V188H255ZM262 188V190L261 191H263V193H261V192H259L260 191V189ZM6 190H5V189ZM9 188H11V189H9ZM14 188V189H13ZM222 188L224 189L225 188V190H222ZM226 188H227V190H226ZM241 188V189H240ZM259 189V191H258V189ZM20 189H22L21 191H19ZM25 189H27V191H26V194L28 193V195L26 196V198H24L25 196L23 195V194H25ZM159 189V190H158ZM158 191H157V193L159 194V193H161V191H162V194H159V195H164L163 194V190H165L166 191V188H164L163 186H162V189L160 188V187H158ZM208 189H210V190H208ZM234 189V190H233ZM243 189V190H242ZM252 189V190H251ZM4 190V191H3ZM40 190V191H39ZM45 190H47V191H45ZM59 190H61V191H59ZM240 190H242V191H240ZM13 191V192H12ZM39 191V192H38ZM42 191H43V193H42ZM63 191V192H62ZM213 191V192H212ZM221 191V192H220ZM228 191H230V192H228ZM234 191V192H233ZM237 191V192H236ZM258 191V192H257ZM5 194H3V193ZM6 192H7V194H6ZM16 192V193H15ZM18 192H20V193H18ZM22 192H23V194H22ZM31 193V195H30V193ZM45 192V193H44ZM48 192V193H47ZM58 192H60V193H58ZM218 192H220V193H224L222 196H220V193H218ZM227 192V193H226ZM236 192V193H235ZM13 193H14V195H13ZM34 193H38L36 196L37 197H34ZM42 193V194H41ZM46 193L47 194H49L48 195V198H46ZM156 193V192H155ZM156 193V194H157ZM214 193H216V194H214ZM229 193V194H228ZM230 193L232 194V196L230 195ZM243 193V194H242ZM255 193V194H254ZM10 194V195H9ZM18 194V195H17ZM33 194V195H32ZM157 194V195H158ZM218 194V195H217ZM241 194V195H240ZM251 194V195H250ZM263 194V195H262ZM7 195V196H6ZM55 195V196H56ZM73 197H72V196ZM158 195V196H159ZM214 195V196H213ZM217 195V196H216ZM234 195V196H233ZM243 195V196H242ZM262 195V196H261ZM3 196H4V199L5 200H3ZM6 196V197H5ZM10 196V197H9ZM12 196V197H11ZM14 196V197H13ZM20 196V197H19ZM33 198H32V197ZM169 195H166L165 197L164 196H160L159 198L160 199H158V203L160 204V206H162L163 207V205H165L167 202H165L164 201V203H163V201H162V199H168L169 197H168ZM236 196V197H235ZM248 196H249V198H251V199H249L248 198ZM252 196V197H251ZM8 197V198H7ZM24 199H23V198ZM31 197V199H30V201H29V199H27V198H30ZM42 197V198H41ZM161 197H162V199H161ZM214 197H215V199H214ZM220 198V199H218V198ZM223 197V198H222ZM260 197V198H259ZM16 198V199H15ZM22 200H21V199ZM41 198V199H40ZM154 198H156V196L155 197H153V199ZM217 198V199H216ZM236 198V199H235ZM244 198V203H243V201H242V199ZM253 198V199H252ZM260 199V201H262V203L259 201V199ZM14 199V200H13ZM25 199H27L26 201H24ZM33 199H36V200H33ZM50 199V198H49ZM67 199H69V200H67ZM71 199V200H70ZM157 199V198H156ZM196 200L197 201V203L195 202V201H193V200ZM209 200V201H207V200ZM211 199H214V200H211ZM222 199V200H221ZM227 199V200H226ZM231 199H234V200H231ZM248 199V200H247ZM257 200L258 202H259V204H258V202H256L255 200ZM20 202H19V201ZM41 200H42V203L44 202L45 204H41ZM43 200H45V201H43ZM206 200V201H205ZM231 200V201H230ZM15 201H17V202H14ZM22 201H23V203L24 204H21L22 203ZM53 201V202H52ZM67 201H68V205L66 204L67 203ZM70 201H73V204H75V205H70L69 206V204H70ZM199 201V202H198ZM205 201V202H204ZM212 201V202H211ZM237 201H236V203H237ZM245 201H247L246 203H245ZM19 202V203H18ZM27 202V203H26ZM29 202H31L30 204L32 205H30V204H28ZM34 202V203H33ZM63 202V203H62ZM65 202V203H64ZM202 202V203H201ZM219 202V201H218ZM1 203V202H0ZM18 203V204H17ZM72 203V202H71ZM78 203V204H77ZM190 203V204H189ZM201 203V204H200ZM207 203H210L209 205L207 204ZM243 203V204H242ZM248 203V204H247ZM260 203H261V205H260ZM6 204V205H5ZM27 204H28V206H27ZM42 206H41V205ZM62 204H65V205H63L62 206ZM159 204H157V205H159ZM162 204V205H161ZM189 204V205H188ZM197 204H199V205H197ZM246 204V205H245ZM9 205H11V206H9ZM14 205H17V207L16 206H14ZM20 205V206H19ZM21 205H23V207L21 206ZM36 205V206H35ZM45 205V206H44ZM54 205V206H55ZM77 205V206H76ZM200 205H202V206H200ZM250 205V206H249ZM259 205V206H258ZM4 206V207H3ZM8 206V207H7ZM19 206V207H18ZM35 206V207H34ZM38 206H39V208H38ZM47 206V207H46ZM69 207V208H67V207ZM77 207V208H75V207ZM198 206H199V208H198ZM26 208L27 210L25 211V209H24V211H25V213H24V211H22L23 209H21V208ZM30 208V210H31V212H29V213H27L28 212V208ZM34 207V208H33ZM36 207H37V209H36ZM43 207H46V208H43ZM188 207V208H187ZM189 207L191 208V209H189ZM202 209H201V208ZM205 207V208H204ZM232 207V208H231ZM260 207H263L262 209L260 208ZM10 208V209H9ZM18 208V209H17ZM35 209L34 210V214H33V209ZM40 208H42V209H40ZM194 208V209H193ZM204 208V209H203ZM13 209H14V211H13ZM17 209V210H16ZM66 209V210H65ZM193 209V210H192ZM247 209H250V210H247ZM1 210H4V211H1ZM6 210H8V211H6ZM10 210V211H9ZM16 210V211H15ZM63 210H61V212L63 211ZM181 210V211H180ZM6 211V212H5ZM22 211V212H21ZM229 211H231V212H229ZM237 211V212H236ZM243 211V212H242ZM247 213H246V212ZM2 212H3V214L4 215H2ZM9 212H11V213H9ZM15 212H17V213H19L18 215H17V213H15ZM21 212V213H20ZM35 212H36V214H35ZM240 212V213H239ZM245 212V213H244ZM252 212H254V213H252ZM7 213H8V215H7ZM24 213V214H23ZM200 213V214H201ZM243 213V214H242ZM251 213V214H250ZM22 214V215H21ZM26 214V215H25ZM186 214V215H187ZM197 214H199V213H197ZM234 215V217H233V215ZM236 214V215H235ZM249 214V215H248ZM23 215H25V216H23ZM31 215V217L34 219H32L31 217H29ZM34 215H35V217H34ZM38 215V216H37ZM12 216V217H11ZM16 216V217H15ZM51 216V215H50ZM247 218H246V217ZM250 216V217H249ZM5 217H7V218H5ZM10 217V218H9ZM17 217H18V219H17ZM24 217H25V219H24ZM26 217L27 218H30L31 220H33L32 222H31V220L29 219H27L26 220ZM85 217V218H84ZM244 217V218H243ZM10 220H9V219ZM13 218V219H12ZM50 219V223H51V225L49 226V223L47 222L48 220H46V219ZM88 218V219H87ZM254 220H253V219ZM5 219V220H4ZM6 219H7V222H5L4 224H2L4 221H6ZM15 219H17L16 221L17 222H14L15 221ZM23 219V220H22ZM40 219H41V221H40ZM90 219V220H89ZM246 220V223H245V220ZM264 219V218H263ZM24 220H26V221H24ZM36 220V221H35ZM38 220V221H37ZM45 222H43V221ZM88 220H89V222H88ZM92 220V221H91ZM231 220V221H232ZM256 222V224L254 225L252 222ZM8 221H9V223H8ZM14 223H13V222ZM31 223H30V222ZM34 221H35V223H34ZM57 221V222H58ZM74 221V222H73ZM94 221V222H93ZM101 221V220H100ZM249 223H248V222ZM2 222V223H1ZM12 222V223H11ZM27 222V223H26ZM42 222V223H41ZM90 222H93V223H91L90 224ZM11 223V224H10ZM32 223H34V224H32ZM48 223V224H47ZM62 223V222H61ZM61 223H60V225H61ZM97 223H99V221H97ZM96 223V224H97ZM224 223V224H223ZM227 223V222H226ZM239 223V224H238ZM13 224H14V226H13ZM35 224H39V225H35ZM74 224V225H73ZM88 224H89V226L91 227V226H93V227H91V228H96L95 230L94 229H92L91 231H95L96 233H94V232H91L90 230V232H88L87 231V229L85 230V226H86V228L88 227ZM223 224V225H222ZM234 224V225H233ZM1 225H3V226H1ZM42 225L43 226H45L46 225V227H47V229L46 228H44V227H42ZM48 225V226H47ZM83 225H85V226H83ZM230 225V226H229ZM233 225V226H232ZM249 225V226H248ZM17 228H19V229H17ZM33 226V227H32ZM34 226H38V228L36 227L35 229H33L34 228ZM39 226H41L42 227V229H41V227H39ZM73 226V227H72ZM82 226V227H81ZM240 226V227H239ZM246 228H245V227ZM9 227V228H8ZM15 227V228H14ZM50 227H51V229H50ZM62 229H61V228ZM65 227H69L68 229H66ZM90 227H88L89 229H91ZM99 227L100 228H102V230L101 229H99ZM224 227V228H223ZM250 227V228H249ZM255 227V228H254ZM12 228V229H11ZM21 228V229H20ZM40 228V232H41V234L39 233H37V231H38V229ZM74 228V229H73ZM228 228V229H227ZM238 228V229H237ZM30 229H32L33 231H30ZM45 229V230H44ZM55 229V230H54ZM70 229L72 230V232H73V230H74V232H73V234L72 235H70V233L69 232H71L70 231ZM78 229V230H77ZM81 229H82V231L84 230V233L81 231ZM112 229V230H111ZM223 229H225V230H223ZM246 229V230H245ZM2 230H3V232H2ZM7 231V233H6V231ZM21 230V231H20ZM25 230V231H24ZM35 230H36V232H35ZM53 230V231H52ZM58 230V231H57ZM69 230V232H66V231H68ZM76 230V231H75ZM228 230H230V231H228ZM238 230V231H237ZM241 230V231H240ZM243 230V231H242ZM252 230V231H251ZM31 233H30V232ZM43 231H44V233L46 234V236H45V234L43 233ZM49 231H51V232H49ZM97 231H101L100 233H98ZM104 231H106V232H104ZM222 231H224V232H222ZM234 231V232H233ZM253 232V233H251V232ZM8 232H11L10 234H8ZM15 232V233H14ZM17 232H18V234H17ZM23 232V233H22ZM24 232H26V233H24ZM28 232H29V234H28ZM33 232V233H32ZM35 232V233H34ZM54 232V233H53ZM75 232H76V234L78 233L79 234V232L81 233L82 232V234H77V236L76 235H74L75 234ZM104 232V233H103ZM232 233V237H230L231 235L230 234H225V233ZM237 232H239V234L237 233ZM243 232L245 233L246 232V234L245 235H243ZM23 235H22V234ZM37 233V234H36ZM43 233V234H42ZM57 233H59V234H57ZM61 233V234H60ZM69 233V234H68ZM102 233H103V235H102ZM112 233H114V234H112ZM221 233H224L225 234V236H223V238H226V239H223V238H220V236L222 237V235H224V234H221ZM240 233H242V235L240 234ZM256 233H258V234H256ZM4 234V235H3ZM6 234V235H5ZM13 234H15L16 236H18V237H16L15 235H13ZM21 234V235H20ZM24 234H26V236L24 235ZM34 236H33V235ZM67 234V235H66ZM87 234V235H86ZM88 234H89V237H91L92 235H94V236H92L91 238H89V237H86V236H88ZM92 234V235H91ZM107 235V236H105V235ZM109 234V235H108ZM219 234V235H218ZM221 234V235H220ZM32 235V236H31ZM39 235V236H38ZM64 235V236H63ZM66 235V236H65ZM69 235H70V237H69ZM97 235H98V238H100L99 239V242L101 241H103V242H107V240H108V242L110 243H106V244H102V246L100 247V245L101 244H99L98 243V240H97ZM101 235H102V237H101ZM227 235V236H226ZM256 237H255V236ZM258 235V236H257ZM7 236V237H6ZM28 236V237H27ZM51 236V237H50ZM62 236H63V238H62ZM76 237L77 239H78V236H82V240H80V239H78V241H76V244L78 245H75V244H72L73 242H75L74 241V239H76V238H74L73 239V241L71 242L70 240H72V237ZM84 236V237H83ZM104 236V237H103ZM247 236V237H246ZM254 237V239H251V238H253ZM13 237L15 238V240L13 239ZM26 237V238H25ZM32 237V238H31ZM68 237H69V239H68ZM94 237H96V238H94ZM107 237H108V239H107ZM213 237V236H212ZM238 237V238H237ZM258 237V238H257ZM261 237V236H260ZM2 238H3V240H2ZM20 238H22V239H20ZM28 238V239H27ZM30 238V239H29ZM35 238V239H34ZM40 238V239H39ZM44 238V239H43ZM58 238V239H57ZM96 239V240H92L93 242H90L91 240H89V239ZM102 238H104V240L102 239ZM208 238H211L210 236L208 237ZM234 239L233 241H231L232 239ZM247 238H248V240H247ZM17 239V240H16ZM24 239V240H23ZM32 239V240H31ZM38 239V240H37ZM55 239H57V240H55ZM83 239L86 241H84L83 242V244H79V242H82L83 241ZM115 239V240H114ZM222 239H223V241H225V240H227V243L225 244H223L222 242ZM231 239V240H230ZM237 239V240H236ZM239 239V240H238ZM241 239V240H240ZM6 240V241H5ZM8 240H9V242H8ZM19 240V241H18ZM22 240H23V242H22ZM26 240H28V241H26ZM30 240V241H29ZM33 240H35V241H33ZM52 240V241H51ZM66 240V241H65ZM67 240H69L70 241V243L72 244V246H71V244L70 243H68V241ZM120 240L122 241V243L120 242ZM5 241V242H4ZM12 241V242H11ZM13 241H14V243H13ZM32 241H33V243H32ZM41 241V242H40ZM43 241V242H42ZM88 241H89V244H88ZM127 241V242H126ZM198 241V240H197ZM229 241H231V242H229ZM251 241H249V242H251ZM257 241H259V239L257 240ZM257 241H256V244H258L257 246H255V249H253V251L251 252V253H249L248 255V257H247V254L245 255V256H243L242 258L241 257H238V258H240L241 260H243V261H241V260H236V262H234V264H264V248H263V244L264 243H261V242H258L257 243ZM31 242V243H30ZM36 244H35V243ZM38 242V243H37ZM44 242H45V244L47 245H44ZM65 242V243H64ZM78 242V243H77ZM98 244H97V243ZM102 242V243H103ZM111 242H113V243H111ZM115 242V243H114ZM118 242V243H117ZM124 242H126V247L124 246H122V245H119V243L120 244H124ZM133 242V243H132ZM221 242V243H220ZM5 243L7 244V245H5ZM49 243V244H48ZM50 243H51V246L49 247V245H50ZM53 243V244H52ZM57 243V244H56ZM84 243H86V245L84 244ZM96 243V244H95ZM201 243V242H200ZM218 243H216V245L218 244ZM262 245H261V244ZM13 244V245H12ZM18 244V245H17ZM20 244V245H19ZM22 244V245H21ZM54 244L55 245H57V246H54ZM63 244V245H62ZM66 244H69V246L68 245H66ZM93 246H92V245ZM115 247L116 245H117V249H118V251L120 252V254L118 253V251H117V249L116 248H114L112 245ZM115 244V245H114ZM128 244V245H127ZM38 245V246H37ZM65 245V246H64ZM81 245H82V247H81ZM87 246V247H89V248H87V247H85V246ZM89 245V246H88ZM97 245H98V247L100 248L99 249V251H98V248L97 249H95V251H94V248L93 247H97ZM105 247H104V246ZM109 245H111V246H109ZM125 245V244H124ZM131 245H134L136 248H139V247H141V249L139 250V249H136V248H132V247H134V246H131ZM136 245H138V246H136ZM261 245V246H260ZM55 248H54V247ZM84 246V247H83ZM92 246V247H91ZM107 246H109V248L107 247ZM118 246H122V248H119ZM131 246V247H130ZM258 246H259V248H258ZM8 247V250L6 249ZM10 247H12L11 249H10ZM19 247V248H18ZM27 247V248H26ZM41 248V251L39 250L40 248ZM53 247V248H52ZM57 247V248H56ZM63 247V248H62ZM81 247V248H80ZM91 247V248H90ZM104 247V248H103ZM129 247V248H128ZM227 247V248H226ZM257 247V248H256ZM261 247V248H260ZM16 248H18V249H16ZM28 248H30V249H28ZM34 248H35V250H34ZM43 248V249H42ZM106 248V250H104ZM213 248V249H212ZM214 248H215V250H214ZM12 249L14 250V251H12ZM16 249V250H15ZM24 249V250H23ZM33 249V250H32ZM36 249H38V251L39 252H37L36 251ZM46 249V250H45ZM48 249V250H47ZM65 249V250H64ZM66 249L68 250V252L66 251ZM104 250L103 252H102V250ZM112 249H114L113 251H112ZM120 249V250H119ZM122 249V250H121ZM134 249V250H133ZM221 249V248H220ZM258 249V250H257ZM260 249V250H259ZM263 249V250H262ZM19 250V251H18ZM27 250V251H26ZM42 250H43V253H42ZM61 252H60V251ZM79 250V251H78ZM93 250V251H92ZM111 250V251H110ZM127 250V251H126ZM131 252H130V251ZM192 250V249H191ZM262 250V251H261ZM6 251L7 252H9V253H6ZM12 253H11V252ZM21 251V252H20ZM30 251H31V253H30ZM54 251V252H53ZM59 251V252H58ZM66 251V252H65ZM101 251V252H100ZM133 251V252H132ZM137 251V252H136ZM181 249H180V253H181ZM211 251V252H210ZM218 251V252H217ZM223 251V250H222ZM254 251H256V252H254ZM15 254H14V253ZM17 252V253H16ZM24 252H26V253H24ZM34 252V253H33ZM76 252V253H75ZM85 252V253H84ZM96 252V253H95ZM130 252V253H129ZM159 251H156V253L154 252L153 254H151V256H150V258H151V260H152V262L155 264H157V262L160 264H162V262H163V259H164V257H165V259H164V262L166 261V260H168V256H167V254H165V252H163V255H162V253L160 254V252H159V254H157ZM183 253L182 254H184V252H185V254H186V251H182ZM262 252V253H261ZM11 253V254H10ZM19 253V254H18ZM29 255H28V254ZM35 253H37V254H35ZM40 253V254H39ZM49 253V254H48ZM55 253H56V255H55ZM68 255H67V254ZM70 253H72V254H70ZM94 253V254H93ZM112 253V255H110ZM118 253V254H117ZM128 253V254H127ZM135 253H136V255H135ZM139 253V254H138ZM209 253H210V255H209ZM217 253H218V255H217ZM254 253V254H253ZM24 256H23V255ZM35 254V255H34ZM54 254V255H53ZM92 254V255H91ZM100 254V255H99ZM105 254V255H104ZM108 256H107V255ZM123 254V255H122ZM125 254V255H124ZM128 256H127V255ZM140 255L139 257H138V255ZM216 254V255H215ZM221 254V255H220ZM229 254H231V255H229ZM4 255V256H3ZM5 255H7V257H5ZM27 255V259L25 258V256ZM48 256V258H46V256ZM79 255V256H78ZM102 255H104V256H102ZM118 255V256H117ZM158 255V256H157ZM163 256V257H161V256ZM214 255H215V257H214ZM223 255H225V256H223ZM29 256H31V257H29ZM34 258H33V257ZM42 256V257H41ZM53 256H55V258L53 259ZM70 256V257H69ZM78 256V257H77ZM86 256H88V257H86ZM114 258H113V257ZM119 256H120V258H119ZM123 257V259H122V257ZM137 256V257H136ZM142 256V257H141ZM154 256H157V257H154ZM222 258H221V257ZM230 257L231 258V256H232V260L229 258H227V257ZM13 257V258H12ZM36 257V258H35ZM45 257V259H44V261L42 260L41 261V259H43ZM71 257H73V258H71ZM75 257H77V258H75ZM86 259H85V258ZM101 257H102V259H101ZM107 257H108V261H107ZM127 257V258H126ZM133 257V258H132ZM153 257V258H152ZM218 257H219V259H218ZM248 259H247V258ZM251 257H252V259H251ZM9 260H8V259ZM30 258H33V259H30ZM41 258V259H40ZM51 258V259H50ZM71 258V259H70ZM80 259V261H79V259ZM82 258V259H81ZM119 258V259H118ZM128 258L130 259L129 261H127L128 260ZM140 258H142V259H140ZM261 258H263V259H261ZM18 260V261H16V260ZM38 259V260H37ZM60 259H62L61 261H60ZM76 259V260H75ZM78 259V260H77ZM91 259V260H90ZM92 259H94V260H92ZM111 259V260H110ZM137 259V260H136ZM138 259H139V261H138ZM157 259H158V261H157ZM215 259V260H214ZM221 259V260H220ZM2 260H4L3 262H2ZM14 260H15V262H14ZM47 260V261H46ZM55 260H57L56 261V263H55ZM73 260V261H72ZM75 260V261H74ZM97 260V261H96ZM102 260H103V262H102ZM140 260H142V261H140ZM223 260V261H222ZM226 260V261H225ZM247 262H246V261ZM29 261H31V262H29ZM36 261V262H35ZM38 261V262H37ZM46 261V262H45ZM70 261V262H69ZM72 261V262H71ZM77 261V262H76ZM85 263H84V262ZM105 261V262H104ZM136 261V262H135ZM162 261V262H161ZM220 261H222V263L220 262ZM240 261V262H239ZM258 261V262H257ZM45 262V263H44ZM54 262V263H53ZM58 262V264H60ZM67 262V263H66ZM108 262V263H107ZM110 262H114V263H110ZM116 262V263H115ZM163 262V263H164ZM242 262V263H241ZM245 262V263H244ZM257 262V263H256ZM5 263V264H6ZM117 263V264H118ZM143 264V263H142ZM165 264V263H164ZM217 264H218V262H217Z\"/></svg>",
	"mask_w": 264,
	"mask_h": 264
}]
</instances>
